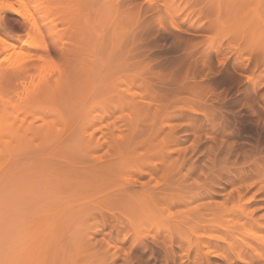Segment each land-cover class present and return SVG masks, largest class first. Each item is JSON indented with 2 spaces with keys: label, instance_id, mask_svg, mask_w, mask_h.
<instances>
[{
  "label": "rangeland",
  "instance_id": "1",
  "mask_svg": "<svg viewBox=\"0 0 264 264\" xmlns=\"http://www.w3.org/2000/svg\"><path fill=\"white\" fill-rule=\"evenodd\" d=\"M1 1L2 0H0V4H1ZM4 1H2V2H4ZM40 1H42V2H40ZM40 1H38V0L37 1L30 0L28 2V5L31 2L30 3L31 7L30 6H27V8L30 7L28 9H29V12L30 13L32 12L31 14L33 15V18L32 19H34L33 20L34 22L33 21L32 22L30 21L31 18L28 19L29 17H26V16H29L30 13H29V15H26V13L25 14L22 13L20 15H17V14L11 13L9 11L8 12L7 11L5 12L4 10H1L0 9V15H2V18H3V21H4V22H1V24H0V38H4L5 41L15 44V47H13V50L15 49V51L18 52V55H20V59L18 57V60H17L16 59L17 57L14 56V55H17L16 52L14 53V51L12 49H8V50H6V52L8 51L6 53V52H4L5 50H2L1 45H0V59L2 58L0 60V66H1L0 67V88H1L0 91L3 92V93L0 92V94H4V93L7 94L10 91L8 93L9 97H5L7 99H3L4 102L8 101L4 108L7 110L6 107L9 105L8 106V112H10V111L13 112V110L16 109V112H18V113L21 114V115L19 114V116H18L19 118L18 119H20V117L22 118L24 116L25 119H26V122L29 125H32V124L35 125L34 126V128H35L34 130H37V128L39 127V125L41 126L40 129L43 128L42 127V126H44V123L43 122H45V121H46V123H47V121H48V123L51 122L50 125L52 126V124H54V126L52 128H49L50 129L49 133L52 134L53 133L52 131H54V132L56 131L55 134L58 133L56 138L58 139V137H60L59 138L60 141L61 140L64 141V140H67L68 139L67 142L65 141V143L63 142V144L61 142H59V141H56V139L55 140L53 139V141H49V140L46 141L45 144L47 146L46 145H44V146L42 145V146H43V150L44 149L45 150L46 149H49V150L45 151V152H47V155L49 154V156H44L46 153L43 154L42 152H40L41 154H43V155H41L38 152L39 150L37 148L35 150H38L37 151L38 153L36 152V154L34 153L33 155L38 156V158L40 156L41 159L43 158L44 160H46L45 157L50 158V154H54L53 153V149H55V146H57L58 144L60 146L62 144L61 145V147H62L65 144V146L63 148L66 147L67 150H70L69 151L70 153H72L71 150L77 151V152L74 151L76 153L75 154L76 157H77V153L79 152L78 153L79 156L83 157V155H84L83 159L86 158L85 156H87V159H88V157L91 159V157L89 155H86L85 152H84V150L82 149V147L87 146L86 145L87 143L85 142V140L87 138H89V137L92 138L93 137L94 139H96V137H98V139H102L101 141L105 140V142H106V140H109L110 141V139H112V138H115L116 139L120 135V137L123 136V138H117L116 141H117V143L121 144L120 147H118V149L119 148H122L124 152L126 151V146L127 145L131 146V143L132 142H134L133 145L135 143L136 144L137 143L139 144V145H137V147L135 146L136 144L134 145V147H133V145L131 146V149L133 148L132 151L136 147V149L134 150V153L132 151H130L131 149H130V147H128L126 153H128V151H130V153L132 152L131 156H130L129 153L128 154H126V153L125 154H121L120 153L119 155L113 154L114 152L117 153L118 151H115V148H116L115 146L116 145L114 146V148H111L112 147V146H110L111 141H112L111 140L110 142L107 141L109 143L108 145H106V143H105V145L103 144V145L99 146L101 148H99V147H98V149H95L94 148L95 149L94 150L95 152L98 150L97 154H95L94 152H93L94 155L92 154L93 157L95 156L94 159L96 160V158H97L98 161L97 160L96 161L98 163H100L99 160L102 161V159H103L102 163H104L105 161L107 163V161H109L110 159L111 160L112 159H115L114 157H115V155H117L116 156V159L118 157L120 159L118 158V160H117L118 163H116V166H118V168L116 167V169L119 170V168H120L119 167L120 166L119 164L122 163L121 166H123V164H124L123 161H125V159H126V157H124V159H123L122 156L128 155V157L130 158V160H129V158L127 157L128 160L129 161H132L131 158H133V155L134 154H135L134 157H136V155H138V156L140 155V157H138V160L139 161H142L143 164H145V166H144V165H142L140 163L141 164L140 166L142 167V169L145 168L144 169V172H146V174L143 173L141 175L140 173L138 174V172H136L137 167H139V163H137L138 160L136 159L137 161H133V162H136V164H138L137 167H134V163H133L132 166H130L132 164L131 162H130V165L126 164L131 169V170L128 169L131 174H132V172L135 171L134 172L135 174L133 173L135 176L134 175L132 176L129 173V171H127V170H124V171H127V172H124L122 170V169H125L126 166L125 167H122V169H120V171L119 172L117 171V172L119 174L123 173V174H121L122 177H120V178H122V179L124 177H125L124 179L127 178V180H126L127 182H128V178L129 179H132V177H134L137 180H133V181L130 180L128 183H125L124 182L125 180L122 181L119 178L120 179L119 182H121V184H122V182H124V183L122 184V186H118V185L116 187L113 186L114 189L115 188H118V187L119 188L120 187H123L124 184H125L124 186L127 185L125 188L129 187V185H130V187H134L135 184H136L135 186L138 188L142 184V182L139 183L138 181H142V180L144 182H146V183H144V186H146V185L148 186L149 183H150V186L152 187V183H155V180L158 179V177L160 176L159 179L160 180L164 179L162 181H164L163 183H165V184H163L161 182V184H162L161 185L160 182L158 181L159 183L156 182L157 183V185H156L157 187H159L158 185H160V187H163L164 185L166 186V184H170V183H171V185H169V186L178 187V185H179L180 182L177 185L176 182L174 184V181H173V180L177 179L175 181H178V180L181 181V183L179 185V187L181 189L184 188V187L187 189V188H189V186L190 187L191 186H194V187H192L194 189L195 186H197V190L198 189L200 190L199 187H201V186L203 187V186H206L207 185V187H203V188H208V186H210V187L212 186V188H214V189L216 188L217 191L220 190L219 191V194L212 195L210 197L212 200L209 198V196L203 197V198H200L199 197L200 198L199 199L200 201H198V198H197L196 199L197 202H196V200H194L193 201L194 202V205H193V202H192L191 203V206L192 205L195 206L196 203H197V206L198 205H201L200 208L197 207L198 209H205V206H207V205H209V206H207L209 208H210V206L216 207L219 204L222 205V207L223 206H225V207L230 206V203L231 202L233 203V199L232 198L236 194V190L237 189H235V188H239L240 186H245L246 184L248 185V182H249V185H250V181L251 180H254V177L255 176H253V175L255 173L253 174L254 171H252V170H255L256 172L258 170H260L259 172L263 173V171H264V157H262V156H264V123H263L264 122V38L262 37L261 39H259V37H260V35H259L258 38H257L259 41L256 40L257 34L260 33V31L257 30V24H256V26L251 27V28H253V30H254L253 32L254 33H256V31H257V34L253 35L254 33H252V31H251L252 29L249 30L250 32L248 31V29L250 28L249 25L252 24V22H254V23L255 22H260V23H258V25L261 24L264 27V22H263V20H264V18H263V16H264V1L263 0H261V1H263V2H261L262 4L260 3L259 0H176V1H173L174 2V5L171 4L172 3V0H151V1L150 0H148V1L147 0H136V1L135 0H132V1H135L136 3H138L139 5L138 4L136 5L135 2H134V4L132 3V5H131L130 3L132 1H130V0H129L130 1L129 5H128V2L129 1H127V0H124V1L127 2V4L125 2H123V0H120V1L119 0L118 1L115 0V3H117L118 5L113 3V5H114L113 8L116 11L114 13V16H112V14H113L112 12H114L113 9H111V11H108V10H110V7H109L110 5H107L108 4L107 3L108 0L107 1L105 0L104 2H103V0L102 1L100 0V2L98 1L99 3L96 2V3H98V4H96V6H98V9L96 7L95 8L97 9V11L99 10V12H101V10L104 11L105 8H106V10L108 11V12H105L106 10L104 11L105 13H107V14H105L106 16L103 14L104 12L101 13V14H103L102 15L103 16L102 18H104V20H106V22L104 21V24H102L101 26H97L95 24V26L93 28H96L98 30L93 31L94 34H93V32H91L93 30L92 28H90V30H88V28H87V30H86L87 33L88 32H90V34L92 33V36L90 34H88L89 35L88 36L89 39H87L88 37L86 36V39L85 40L84 39L81 40L79 38L80 35L79 36L77 35L79 33L78 32L79 29H81V28H78V26H77L78 23L75 22V23H77V25H75V23H73V21L70 22L71 20L67 18V15H69L67 13H69V11L71 9H73L72 8L73 5H71V4H74L75 2H77V0L76 1L75 0H56L54 2L52 0H40ZM49 1H51V2H49ZM153 1H155V2H153ZM38 2L40 4H38ZM113 2H114V0H113ZM120 2H122V4H124V7L122 6V4ZM148 2H149V4H151L153 2L154 5L152 4V6H153L152 9L148 8V7H151V5L148 4ZM42 3H44V4H42ZM82 3H85V2L84 1L81 2L80 5H83ZM101 3L103 5H101ZM104 3H105V5H104ZM49 4H51V5H49ZM99 4L101 5V7L99 6ZM33 5L34 6L37 5V6L33 7L34 8L33 9L32 8ZM111 5H112V2H111ZM119 5H120V7H118ZM103 6H107V7H103ZM138 6H140V8L137 10ZM37 7L40 8V9H36ZM99 7L100 8L103 7V8L100 9ZM155 7H157V8H155ZM17 8H18V6H17ZM141 8H143V9H141ZM131 9H133V10H131ZM146 9H147L148 12L149 11L150 12L147 13ZM136 10L140 14H138L136 12ZM141 10H142L143 13L141 12ZM144 10L146 12H144ZM158 14H159V16L161 14L160 17L163 18L162 20H161V18L159 19ZM227 14H229V15H227ZM231 14L232 15L234 14V16H231ZM32 15H31V17H32ZM225 15H227V16H225ZM260 15L262 16V19H259V18H261V17H259ZM226 17L230 21L227 20ZM47 18L48 19H51L50 22H52V20H53V22L57 26L56 29H53L52 30L53 33L50 32L51 36L46 31V27H44L45 28V31H44V28L42 27V25H46V23L48 25V22H47L48 19ZM106 18H109V19H106ZM233 18H235V20H236L235 23L237 22V19L238 20L241 19L242 23L239 24V25H237V24L231 25V23H229V22H231V19H233ZM68 20H70V21H68ZM246 20H247V22H245ZM44 21H46V22L43 23ZM226 21H228V22H226ZM233 21L234 20H232V22ZM243 21L245 23H247V24L251 21V23L248 24L249 27L247 26L248 29L246 27H245V29H244V27H241L242 24L243 25L245 24ZM97 23H99V21ZM113 23H115L118 26V29L117 30L119 32V35L117 34L118 32L114 30L117 27ZM239 23H240V21H239ZM33 24H35V25H33ZM50 24H52V23H50ZM53 24H52V26H53ZM172 24H174V25H172ZM236 25L239 27L240 30L238 29V27ZM261 25L259 27H261ZM111 26H113L114 29L113 28H110ZM173 26H175V27H173ZM231 26L232 27L234 26V28L236 26V28L233 29ZM39 27L42 28L41 31L43 33H41V32L38 31V28ZM50 27H51V25H50ZM53 27L55 28V26H53ZM255 27H256V29H254ZM259 27H258V29H259ZM76 28H78L77 29V32L78 33L75 32ZM113 30L116 33H114ZM246 30L249 33L248 32L246 33ZM81 31H84V33H86V31L84 30V28ZM98 31H100V33L102 34L100 37H98V38H100V40L102 39V37H104V35L108 39H106L104 37L103 38L104 40L102 39L103 42L100 41V40H99V42L98 41H95V40H98V39L93 40L94 37H96V34L98 33ZM56 33H59L57 35H61V36H57ZM87 33H86V35H87ZM100 33H98L97 35H100ZM245 33H246V36H245ZM27 34H28V36H27ZM53 34L57 36V37L55 36L56 39L57 38L59 39V38H62L63 37L62 40L61 39H59V40L57 39V40L58 41H62L61 43L64 42V45L63 44L62 45H63V48L66 50V52L69 51L70 49H72L73 51L70 50L69 51L70 53L67 52L69 54H67L65 52L66 54L64 53L63 55H61V53H62L61 51H63L64 49L62 48V50L60 51L61 53H59L58 50L61 49V48L59 47V49H57L58 47L56 48L55 45L53 44V43L56 44V41H57V40H55V42H52L53 41V37H54ZM75 34H76V36H75ZM79 34H81V33H79ZM93 35H94V37H93ZM250 35L251 36H255V38L253 37V39H252V37ZM120 36H122L123 38L120 37ZM27 37L28 38L29 37H32V39L35 40V41L37 40L36 38H38L39 40H41L42 41L41 48H35L33 46L30 47L31 45L29 46L28 45L29 43L27 44V42L23 43V41H25L26 39H28ZM50 37H51V39H50ZM91 37H93V38H91ZM112 37H113V39H112ZM72 38L74 40L77 39L78 41L75 43L76 40L74 41V40H72ZM84 38H85V36H84ZM9 39H11V40H9ZM114 39H116V40L114 41ZM86 40H88V41H86ZM106 40H107V42H105ZM108 40L110 41V43L108 42ZM250 40H253V41L250 42ZM255 40H256V44H255ZM87 42H88V44H86ZM100 42L102 43V45L100 44ZM116 42H118V43H116ZM253 44H255L256 46L254 47ZM92 45H93V47L94 46L95 47L92 48ZM110 45L111 46L114 45V46L111 47ZM120 45H121V47H120ZM81 46H84V48L81 47ZM90 46H91V48H90ZM116 47H119L120 49L118 48V50H116L117 49ZM259 47H261V48H259ZM73 48H75V50ZM77 48L83 50L84 54H87L88 55V56L85 55V57L87 56L88 58H91L90 59L91 61L93 60L91 64H88V62H89L88 61V62H86L88 65L87 66L85 65V66L82 67L83 64L80 65L78 63V59H76V57L74 56L75 55V52L74 51H76ZM110 48L111 49L114 48V49L110 51L109 50ZM254 49H255V51H254ZM11 52L14 53V55L11 54ZM22 52H24V53H22ZM78 52L80 53V51H78ZM25 53L27 54V56L30 55L31 59L29 61L26 60L27 58L29 59V56L26 57V54ZM81 53H82V51H81ZM8 54H9V56L11 54V56L9 57ZM22 54L23 55L25 54V56H23ZM4 55L6 56V58L9 57V59H11L12 62L8 58L5 59V56ZM81 56H84V55H80L79 57H81ZM37 57H42L44 59V62L43 61L41 62L40 61L41 59L35 60V58L38 59ZM4 59H5V62H4ZM24 59L26 61H23V62H25V64H24V66H21L22 68L27 67V68H31L30 70H32L35 67L36 69H34L35 70V71H33L34 73L32 71H30L29 74H28V77L26 79H24V82H23V80L20 77L17 78V75L14 76V77H12L13 75H15L16 73L19 72L18 67L17 68L15 67L16 70H12V69H10V66L12 67V66H15L16 64H17V66H19V64H18V63H20L19 61L20 60H24ZM188 59H189V61L191 60V62H189ZM2 62H3V64H2ZM74 62H77V64L74 63ZM82 62H84V61H82ZM187 62H188V64H187ZM35 63L37 65H35ZM13 64H15V65H13ZM42 65H44V67ZM8 66H9V68H8ZM36 66H38V67H36ZM24 69H26V68H24ZM50 74H53V76L50 75ZM59 75H60V79L59 80H61V84L59 82V86H60L59 90H58V87L59 86L56 88L57 91H59V93H57L55 95V91L56 90L51 91L54 96L49 97V98L47 97L46 100L40 101L42 99L41 97L39 98V96H42L40 94L42 92V91H40V88H42V87H39L38 85L41 82V80H43L42 77H44V78L50 77L53 80L56 77L59 78L58 77ZM112 76L116 77V80H114L112 78ZM117 77H119L118 78L119 80L120 79H123V78H120V77H125L126 79L132 78L130 80H133V81L131 83V81L129 82V79H128V82L126 80V83L125 82L122 83L121 81H124V80L118 81L117 80ZM134 77H135V79H134ZM137 78H139V79H137ZM111 79L114 80L115 82L114 81L112 82ZM136 79L138 81H136ZM55 80H57V79H55ZM87 80H90V82L87 81ZM110 81L113 83V84L111 83L112 86L115 85V87H116V84L115 83H118L119 85H120V83H122L123 86L120 85L117 89L116 88H112V86H111V87H109L110 89L108 88V91L111 90V91H109L111 93L110 94L109 93H106L107 92L106 91L105 93L107 95L106 94L103 95L102 93H103L104 90H106L107 84ZM15 83L17 84V87L19 86L18 88L15 87L16 86ZM104 83L105 84L107 83L105 89H104L105 86L102 85ZM40 84H42V82ZM13 86L15 87V89H14ZM101 86L103 87L102 89L100 88ZM108 86H109V84H108ZM7 88H9V89H7ZM36 88H38V89L36 90ZM146 88H147L146 91H148V93H146V91H145ZM150 88L152 90H150ZM89 89H90V91H89ZM33 90H34V92L36 91V92L39 93V94H37L35 92L37 94L38 98L40 99L39 100V103H40V105L43 106L42 108H44V109L47 108V110H49L48 108H51V111H53L52 108L53 109L55 108V111L57 110V112H59L61 114H58L57 112H56L57 113L56 114V113H53L51 111L50 112L47 111L48 112V115H47V112L44 109H42L41 107H39V103H37V99L38 98L36 97L37 99H34L35 97L33 95H36V94H32V91ZM112 90H114V92H113L114 94H117L120 91L118 95H120V93H121L122 90H123L124 93L127 91L128 94L127 93L126 94L121 93L124 96L123 97L121 95V97L125 98V96H126V98H127V95L128 96L130 95L131 97L134 96V99L138 100L136 102H139L138 104L141 107L140 109H142V107H144V106L147 107V105H149L148 107H150L149 108L150 110H148L149 112H146L149 115L148 114H145L146 116L145 115L142 116V114H144V112H145L143 109H146L144 107L142 110H140L142 112L144 111L143 113L140 112V111H138V112L135 111V112H137L139 114L142 113V114H140L138 116L139 118H135L136 116L133 115L132 112H134L133 108H135L137 105L135 107H131L130 106L131 108H129V106L128 107L127 106H123V107H126V108H124L126 111L124 109H122L124 112H121L120 111V108H118V106L116 107L114 105L116 108L114 109L113 106H112L113 109L109 108V109L113 110V113H112V111L111 112L109 111L110 112V115H109L107 113V111H108L107 109L108 108L105 109L106 108L105 107L106 105L104 104L105 106H102L101 107L102 109H103V107H105L104 109L106 111L103 109V111H105V113H103L104 115L100 114L101 112L98 113L99 110H100L99 109L100 108V105L99 106L98 105H94V103H98L97 101L102 102L106 97H108V95H111V96L109 97V100H107L108 98L105 99V100H107L106 101V104L107 103L108 104L113 103V101H116L117 102V100H119V99L116 98V95H114L112 93ZM115 90H117V91H115ZM153 90H155L154 91L155 92V95L154 96L156 98H154V96H153L154 92H151ZM97 91H99V94H97L98 93ZM93 92H94V94H93ZM144 92L146 94H144ZM29 93L31 94V96H33L32 98H31V96H29ZM134 93L135 94L137 93V94L135 95ZM149 93L150 94L153 93V94L150 96V95H148ZM157 93L160 94L159 95L160 101H162V99H164L165 96H166V98L164 100H167V102H164L162 105H161L160 101L158 100L159 101L158 104H160L159 107H158V105H156V106L154 105L155 103L157 104V99H158V94ZM24 94H26V95H24ZM49 94H51V93H49ZM87 94H88V98L90 97L89 100L90 99L92 100L91 104L90 103L89 104L91 106H92V104L95 107L97 106V108L94 107L95 110L92 111V112H95L94 115H96V116L98 115L95 118L97 120L98 119L99 120H103L104 123H103V121H99V120L97 121L96 119H95V121H91L94 118V115L92 116L93 113L91 111H88L87 110V113L90 112L91 113V116H89L90 114L86 116V112H85L86 109H88V108L91 107L86 102V101H88V98L87 97L86 98L84 97L85 95L87 96ZM118 95H117V97L119 98L120 96H118ZM4 96H7V95H4ZM10 96H11V98H10ZM25 96H26V99H25ZM94 96H95V98H93ZM130 96H129V98H130ZM148 96L149 97H153V98H151L152 101H153V99L156 100V101L155 100L153 101L154 104L152 103V101L150 100V98ZM160 96L162 98H160ZM27 97H29L32 100H30ZM113 97L115 99H113ZM121 97H120V99H121ZM0 98H1L0 100L2 102V98H3L2 95H1ZM9 98L12 100V103H13L12 105L13 106L10 105V102L11 101L9 100ZM83 98H85V101L82 100ZM143 98H146V99H143ZM23 100H24V103H22ZM26 100L28 102H26ZM105 100H104V102H105ZM110 100L111 101L113 100V101L111 102ZM143 100H145V101H143ZM32 101H34V103ZM104 102H102V103H104ZM144 102L145 103L148 102V103H146L147 105H144ZM35 103H37V104H35ZM83 103L84 104L87 103L86 106H85L86 109H84ZM140 103H142V104H140ZM166 103H168V105ZM22 104H24V107H26L25 105L30 106L28 104H32V107H34V106L36 107V105H38L37 106L38 111H39V108H40V109H42L43 112L40 111L41 114H37L36 113V110H35L36 116H34L35 115L34 113H31V115L28 114L27 117H26L25 115H23V112L20 109L21 107H18L19 105H22ZM101 105H103V104H101ZM3 106H4V104H3ZM82 106H83V108H82ZM164 106L165 107L168 106L169 109L171 107V110H169V111L166 110L167 107L164 108ZM174 106L177 109H175ZM9 108L11 110H9ZM163 108L165 109L164 111H162ZM0 109H1V103H0ZM91 109H93V108H91ZM152 109L154 110V112L157 109L160 112L157 110V114H156V112H155V114H153L154 112L152 111ZM172 109H174V110H172ZM40 112H38V113H40ZM114 112L115 113L118 112V114L115 115ZM150 112H153V113H150ZM163 112L164 113L166 112V114H164ZM44 113H46V115ZM50 113H51V115H49ZM111 113L113 115H115V117L114 116H111L112 115ZM159 113H160V115H159ZM162 113L165 115L164 118L162 117L163 116ZM12 114H15V113H12ZM105 114H107L106 117H105ZM168 114L169 115L171 114L172 116L171 115L169 116ZM100 115L103 116V117H101L102 119L99 118ZM136 115H138V114H136ZM156 115H157V118L155 117ZM82 116H84V117L86 116V117L84 118ZM88 116L90 117V120H88V118H89ZM144 116L146 117V119H145ZM152 116H153V118H152ZM158 116L161 118L160 120L162 122L158 119ZM24 117L22 119H24ZM35 117H37V118H39L41 120H38ZM104 117H105V119H103ZM148 117L149 118L151 117L150 119H153V121L156 120V119L159 120V122H158V120H156V122L158 123L157 128L159 127L158 129H155L157 123L154 121V124L153 125H154V129L155 130H152L153 127L150 126V124H152L153 121L151 120V122H150L149 121L150 119ZM172 117H173V119H172ZM11 118H13V117H11ZM11 118H9V119H11ZM86 118H87L88 121L87 120L84 121ZM164 119H167V120L165 121ZM168 119H169V121H168ZM79 120H80V123H79ZM106 120H107V122H106ZM180 120H182V121H180ZM89 121H91V123H93V125ZM87 122H88V124L90 123L91 126L90 125H87ZM108 122H110V124ZM149 122H150V124H149ZM171 122H172V124H173V122H175V123L177 122L178 124L179 123H181V124L178 125L176 123V124L172 125ZM42 123H43V125H41ZM84 123H86V126H87V130H86L87 132L86 133L84 131L86 128H84V130L82 129ZM100 123H102V124L99 127V124ZM138 123H140V127L142 129L144 128L143 129L144 131L145 130H148L147 132H149L150 134H154L153 132H155V134H156L157 131H160V127H162L161 128V132H158L156 135H154L155 138L152 135L153 138H154V139L151 138L152 140L149 139L150 138L149 133L146 135V137L149 136V138H146L144 134H142V136L143 135L144 136L141 137L140 136V133H143L142 132V129H139L140 127L138 128L139 130H141V132L139 133V131L137 129L136 130H133L134 128H132L133 125H135V124L138 127L139 126V125H137ZM165 123H167L168 125H165ZM144 124H145V126H147V129L143 126ZM147 124H149V125H147ZM185 124H187L186 127L184 126ZM37 125H38V127H37ZM47 125H49V124H47ZM50 125H49V127H51ZM107 125H108V127H106ZM169 125L174 126V127H172L173 130L171 129V127ZM167 126L170 127L169 128L170 130L167 129L168 128ZM177 126H179L180 128L177 127ZM93 127H95L98 130H96ZM163 127H164V130H163ZM90 129H94V130H91V133L89 134L90 136L88 135L89 137L86 136L87 138H83V136L85 134L87 135L89 133L88 131ZM149 129L152 130V131H150ZM82 130L84 131L83 132V134H84L83 136L81 134ZM102 130L105 132V134L103 133ZM130 130L131 131L133 130V132H135L134 135H136L135 138L137 137V139L134 138L133 141H131V142L128 143L127 142V140H128L127 138L130 137V139L128 140V141H130L131 138L134 137L133 134H130V132H131ZM165 130L168 131L167 134L165 133L166 132ZM174 130H176V131H174ZM92 132H93V134H92ZM110 132H112L113 135H111L112 133H110ZM178 132H180V133H178ZM98 133H101L100 136H99ZM137 133H139V135ZM162 133L165 135V137H167L168 134H169V136H173V137H170V139H169V136H168L167 137L168 140L164 139L165 137H163V140H161V143L162 142L165 143V141H166V143L169 145V146H166L167 144L164 145V143H163L164 147H166L165 148L166 149V152H168L169 149L176 150V152L175 151L174 152L172 151L173 153H170V154L164 152L165 149H164L163 145L160 142L158 143V140H160L159 136L160 135L164 136ZM170 133H171V135H170ZM182 133H183V135H182ZM127 134H130V135H127ZM54 135H53V137H55ZM93 135H95V136H93ZM137 135L140 136V138H142L140 140V142H138L140 138ZM29 136H31V132H30V135ZM124 136H128V137L127 138H124ZM162 136H160V137H162ZM71 137H72V139L73 138L76 139V141H74L76 145H77V142H79L78 145L81 143L80 140L84 141L86 144L83 143L85 145L84 146H81L80 145L81 147H79L77 145V147H79V149H78L76 146H74V143L72 144V142H71V144L74 147L73 148H71V147L69 148V146H71V144H69L70 142H68V141L69 140L72 141ZM109 137H111V138H109ZM144 137H145V141H144ZM51 138H52V136H51ZM51 138H49V139L51 140ZM78 138H79V141H78ZM91 138H89V139H91ZM120 139L121 140H124V141H125V139H127L126 140V143L123 142V141H122L123 143L122 142L120 143V141L118 142V140H120ZM179 139H181V140H179ZM183 139H186V140H183ZM135 140L137 142H135ZM116 141L114 140V144L116 143ZM181 141H182V143H181ZM47 142H49V143H47ZM52 143H54L53 144L54 146L52 145ZM50 144H51V146H50ZM67 144L69 145L68 147L66 146ZM119 144H118V146H119ZM157 144L160 145L159 147H161V145H162V147L164 149L163 150L162 147H161L162 150L159 149V151H161V153L164 152L165 155L168 154V157L170 155H172L171 157L173 159L172 158L171 159L174 160V161L176 159V161L180 164V166H178L177 163H175L174 161H170L171 159L170 158L168 159L167 156H166L167 158L165 159V157L163 156L164 153L162 155L157 154V152L160 153L158 150L155 153H154V151H152L153 152V153L151 152L152 155H150L151 153L148 154V155L146 154V153H148V151L150 149L153 148V146H157ZM171 144H173V145H171ZM48 146H49V148H48ZM105 146L106 147L108 146L107 147V150L108 151L106 150ZM179 146L183 148V151L185 152L184 154H183V152H182V150H181V148ZM61 147H59V148H61ZM41 148H39V149H41ZM59 148L55 149L54 151L59 150ZM124 148H125V150H124ZM104 149H105V153L102 152V150H104ZM177 149L178 150L180 149L182 153H178L177 152L178 151ZM67 150H64V151H67ZM109 150H110V152H109ZM92 151H93V149H92ZM123 151H122V153H123ZM61 152L63 153L62 150H61ZM74 152L72 154H74ZM81 152L82 153L84 152L83 155H80V154H82ZM57 153H58V155L60 154V152H57ZM57 153L55 152L56 155H57ZM90 153H88V154H90ZM98 153H99V155H98ZM176 153H178V155L175 157V154ZM37 154H39V155H37ZM67 154L68 153H66V155ZM108 154H110V155H108ZM112 154H113V156H111ZM141 154H142V156H141ZM144 154H146L145 155L146 158H145V156L143 157ZM155 154H157V155H155ZM58 155L55 156L56 158L51 155L50 161L52 160V158H54L53 159L54 163H55V159H59V160L63 161V158H57V157H59ZM153 155L156 156V157H154ZM186 155H187V157H186ZM61 156L62 155H60V157ZM97 156H99L100 159ZM102 156H104V157H102ZM105 156H107V157H105ZM149 156H151V157H149ZM67 157H65V158H67ZM69 157H71V156H69ZM93 157H92V159H93ZM174 157H175V159H174ZM35 158H37V157H35ZM35 158H34V160L33 159L32 160L35 161ZM40 158H39V161H41ZM65 158H64V161L66 162V160H67V166H68V164H71L72 165L73 162L70 161L72 163H69V161H68L69 158L66 159V160H65ZM142 158L143 159L145 158L144 160L147 159L148 163H147V161H145L146 162L145 163L142 160ZM180 158L181 159L183 158V160L185 158V160H184L185 162L182 160L183 165H181V163H180ZM28 159H27V161H29ZM78 159H79V157L77 158V160ZM106 159H108V160H106ZM157 159L158 160L160 159V160L158 161ZM69 160H72V159L70 158ZM79 160H81V158ZM120 160H121V162H120ZM161 160L162 161H165L164 164H166V165L167 164L169 165L171 163L170 164L171 165L170 167H172L174 165V163L176 164V165H174L172 167L173 169H171L174 172V174H172L173 172L171 173V171H168V172L167 171H163V170H168L167 168H169V170H170V167L167 166V168L165 167V169H164V164H163V162ZM167 160L170 161V162H167ZM37 161H35V164L33 162V164H34V166H36V168L40 167L42 164H43L42 168L43 167H47L46 166L47 165L46 164L47 163L46 161H44V163L42 162L41 165H39V162H37ZM94 161H93V164L95 163ZM129 161H127V162L125 161V162L126 163H129ZM36 162H37V165L38 166L36 165ZM56 162H57V160H56ZM59 162L60 161H58L56 163V166H57V164H59ZM76 162L77 161L75 160V164H76ZM84 162L88 164V161H84ZM85 163H84V165H87ZM152 163L154 165H151ZM44 164H46V165H44ZM48 164L50 165V163H48ZM82 164H83V162L80 164V166H82ZM78 165H79V161H78V164H76V166L78 167ZM88 165H91V163H89ZM159 165H161V166H159ZM59 166H61V165H59ZM59 166H57V168ZM63 166H64V163H63ZM65 166H66V164H65ZM73 166H74V164H73ZM175 166H176L177 169L174 168ZM133 167L136 168L134 171H132V168ZM149 167H151V168L149 169ZM152 167H153V170L155 172L152 170ZM73 168L74 167H72L71 169H73ZM113 168H114L113 170L116 172L115 167H113ZM43 169H45V168H43ZM49 169H50V171H52V173L55 172V171H58L57 169L55 170V168H54V170H51V168H49ZM62 169H64V168H61V170ZM175 169L176 170H179V171H175ZM65 170H67V169H65ZM70 170H68V172ZM161 170L163 171L162 173H161ZM111 171H112V169H111ZM114 171H112V173ZM150 171H152V172H150ZM46 172H48L50 174L49 171H46ZM74 172H76V171H74ZM147 172H148V174H147ZM164 172H167V173H164ZM179 172H180V174H179ZM156 173L157 174L160 173V174L159 175H155ZM168 173H171V174H169V176L170 175H173L175 177H173V176H170L169 177L167 175ZM68 174H70V173H68ZM152 175H155V176H152ZM148 176H149V178L152 181L150 179H148ZM248 176H249V178H248ZM155 177H157V178H155ZM251 177H253V178H251ZM111 178H112V176H111ZM115 178L116 177H114V180H115ZM168 178L169 179L172 178L173 180L172 179L169 180ZM243 179H245V182H244ZM106 180H104V181H106ZM146 180L149 183H147ZM166 181H167V183H166ZM171 181H173V182H171ZM107 183H109V182H107ZM114 183L116 184V181ZM114 183H112V184H114ZM106 184L104 182V185L105 186H102L103 188H102L101 192L105 190V187H106V189H108L107 186L112 187L111 184L110 185L108 184L107 186H106ZM172 184H174V185H172ZM49 186H48V189L50 187H53L54 188V186H50V187ZM156 186H154V187H156ZM67 187H70V186H67ZM73 187L68 188L67 191L70 192L69 189H71V188L73 189ZM88 187L89 186H86V188H88ZM95 187H96L95 188V190H96L97 189V186H95ZM99 187L101 188L100 185L98 186V188ZM59 188L60 187H58V189ZM61 188H63V187H61ZM65 188H64V194L66 193L65 192V190H66ZM93 188H94V186H93ZM119 188L118 189H115V191H120ZM203 188H202V190H203ZM232 188H233L234 191L232 190ZM58 189L56 188V191ZM72 189H71L70 195H71V193H73V191H75V190L72 191ZM75 189H76V186H75ZM112 189L113 188H110V189L107 190L108 195H109V192L114 191ZM193 189H191V190L194 191L196 188L194 190ZM50 190L52 191V193L55 192V189L52 190V188H51ZM62 190L63 189H61V193H62ZM76 190H78V189H76ZM82 190H81V192H82ZM89 190H90V192H89ZM89 190L87 189V190H85V192L87 191V192L91 193V190H94V189H91L90 188ZM97 191L100 192L99 189ZM122 191H123V189L119 192V194ZM59 192L57 191L56 193H59ZM77 192L79 194L81 193L80 190L77 191ZM77 192H74L73 194H75ZM98 192L95 193L94 196L96 194H98L97 196H99V197H100V195H102L101 198H97L95 196L96 199H94L95 197L93 196V200H95V202H96V200L98 202H101V203H99L101 205V206H99L100 209H105L106 207L108 208L110 206V208H109L110 209V212H108L109 209L106 208L108 210L107 213L109 215L106 213V209H105V211L102 210V211L105 212L104 215H106V216L102 215L103 214L102 211L100 212L102 214L99 215V212H97L98 210L93 211L94 212L93 213V216L94 217L91 215L92 212L91 213L89 212L88 219H90V217L93 218L90 221V220H86L87 217L84 214L86 212H84V213L82 212L81 214H84L83 217L85 216L84 217L85 220H84L83 217H82L83 219H81V220L80 219H77L79 217H77L76 219L78 221L80 220V222L82 220H84V222L83 221L81 223L80 222H77V223H80L79 224L80 226L79 225L77 226L76 225L77 223L75 221H73L71 224L74 223L73 226L75 225L76 228L78 229V230L77 229L76 230L79 231V232H81V231L84 232V230L86 229V227H88V228L91 227L92 228L94 226H95L94 227V230L95 231H97V230L99 231L100 230L97 234L94 235L95 238H94L93 241L96 242V245H99L100 244L99 246H102L106 242H109L112 245V243H114V241H116L118 239V240H121V241L117 242V244H119V246H121L125 250V252L129 251L131 241L133 240L132 236L135 237L134 234H133V231H135V229H138L137 226L141 228L140 221L136 219V221L138 222V224H137V222L134 221L135 222L134 223L132 220H130L132 218L134 219L133 216L131 217L132 214L130 215V213H131V210L130 209L133 210V208H130V204L128 205V207L127 206H125V207L122 206V207L119 208V205L120 204L121 205H124V203L122 204V201L121 200L122 199H125L123 197H125L126 195L123 194V196H121L122 198L120 197L121 200L119 199V202L121 201V203L117 206V204L115 205L114 202H117L118 203V201H117L118 199L116 197H113L114 196L113 194H112L113 195L112 197H110V198L108 197L109 198V201L111 202V204H110L108 202L107 197H106V199L104 198L107 195V193L106 192H102V193L99 194ZM61 193H60V195H61ZM83 193L84 192H82V194ZM89 193H88V195L86 194V196H89ZM103 193L104 194L106 193V195H104ZM112 193H114V192H112ZM53 194L55 195V193H53ZM64 194L62 193L63 196H65V195H67L69 193H67L65 195ZM57 195H58V197H57V200H58L59 194H57ZM62 195H61V197H63ZM76 195L77 194H75V198L69 197L68 195H67V197L73 198L72 199L73 200L72 202H75L77 200L78 202H75L77 204L80 201V203L77 206H80V204H82L83 201L85 202V200H87V203H88V201L92 200V197L90 196V198L83 197V199H85V200L81 201L82 198H80V197H82L84 194L82 196L77 195V197H76ZM227 195L230 196V197H227ZM232 195H233V197H232ZM56 196H55V198H56ZM78 196H80V197H78ZM67 197H65V198H67ZM111 198H113L114 200L116 199V201H113V204L114 205L112 204V201L111 200H113V199H111ZM205 198L206 199L208 198V199L206 200ZM229 198H231L232 200L229 199ZM62 199H64V197ZM88 199H90V200H88ZM48 200H49V198H48ZM60 200H59V202L58 201H54L53 203H57V202L58 203H62V202H60ZM214 200H218V201H220L221 203H224V204H221V203L218 204V201L215 202ZM65 201L67 202L66 199L63 202H65ZM209 201L211 203H209ZM98 202L97 203H94V206H96V209L98 208V205H99ZM68 203L69 204L66 206V208H65V206L62 207L63 205L60 206V207H58L59 209L60 208H65V210H67V211L64 212L63 209H62V213L64 212V214L66 212H69L70 209H74L72 207L74 203H71V202H68ZM87 203H85V204H87ZM90 203H88V206H89ZM127 203H129V202H127ZM254 203H256V204H254ZM258 203L260 204L261 202H259L258 199H257V200H255V202L254 201L252 202V204L254 206L251 205L250 207L253 208ZM65 204H67V203H65ZM83 204H82V207L83 206L84 207L85 206L87 207V205H83ZM59 205H61V204H59ZM74 205H75L74 206L75 209H78V208H76V204H74ZM91 205L92 204H90V207H87V208H91V209L94 208ZM189 205L188 206L184 205V206H186L185 207L186 210L188 209V207H191ZM55 206H57V205H54V207ZM70 206H71V208L69 209ZM102 206L104 208H101ZM115 206H117L119 209H117ZM180 206L179 205H176V206H174L175 208L173 206L167 207V209L165 208L164 211H163V213L161 212L160 215H158L154 211L155 209H153L152 211H154L155 217H157L158 219L157 218L155 219V217L153 216V214L149 218V214H148L147 217L142 218V219H144V221L146 223V225L142 224V226L144 225L146 227L143 226L141 228V229H143L142 232L140 231L141 229H138L136 231L137 232L139 231V233L140 232L141 233H145V234H143L144 236L147 235V234H149V235H147L148 237L145 236V238H147L148 240L147 239H145V240L148 243L151 241L150 242L151 245L153 243L151 236H153V235L155 236L156 233H157V235L159 233L160 236L159 235L158 236L156 235L157 237L155 236V238L159 239L160 241H162V239H166V238L167 239H170V238H168V237L165 236L168 233L170 234V231L166 228V226L168 227V223H170V222L168 221V219L167 220L166 219H162L163 220L162 221L159 217H161V218H163V217L164 218H166V217L169 218L170 217L169 215H171L172 211H173V213H174V211H178L179 212L178 208L179 209L182 208L181 209L182 212L185 211V208H183L184 206L182 205L181 208H180ZM126 207L130 210V212L128 211V209ZM85 208H83V209H85ZM112 208L113 209L115 208V210H112ZM54 209H52L53 214L57 210V209L56 210H54ZM189 209L191 210L192 207L189 208ZM48 210L51 211L50 208ZM93 210H95V208ZM181 210H180L179 213H181ZM52 211H51V214H49L50 212L48 213L50 215L49 216V219L50 220L52 219L51 226L49 227L50 230L52 229L51 227H53L52 225L54 223L53 216H52L53 215L52 214ZM57 211H56V213H57ZM87 211H89V209ZM112 211H114V212H112ZM152 211L150 213H152ZM165 211H166V213H165ZM170 211H171V213H169ZM178 212H175L177 216H178ZM186 212H188V211H185V213L184 212L183 213L184 214H187ZM189 212H192V210L189 211ZM189 212H188V214H189ZM62 213L60 211V213H59L60 215L57 214L58 215V218L56 216V218H57L56 224L58 223V221L61 222L60 221L61 219H59V217L62 215ZM158 213H160V211ZM162 214H163V216H161ZM107 215H108V217H107ZM111 215H113L112 218H114V216H116L117 218L115 217L114 218L115 220H114V219L111 218ZM176 215H175V218H177ZM187 215H184V216H187ZM102 216H104V217H102ZM229 216L230 215H228V217ZM109 217L111 218V220L113 222L109 219ZM127 217H129L128 219L130 221H132L133 224H136V225L131 224V222L127 219ZM151 217H153L154 220H156L155 221V224H154V222H152V219L153 218H151ZM228 217H227V215H225L222 218V219H224V221L227 220L226 221L227 224H224L222 226L223 228L222 227L220 228V230H222L221 232H223L225 234V236H226V237L225 236L224 237L227 238V240L229 239L228 242H230L232 236L237 237L238 238L237 240L234 239V237H233V239L235 241H238L239 243L240 242L241 243L243 242L244 245L247 244V243H244L245 242L244 241L245 239H247V241H248V239H249V241L250 240H252L253 242L256 241V237L258 236V233L260 234V232L256 233L257 235H256L255 239H254V236H252V239H251L250 235H253V234H251L250 231L245 230L246 227L243 228L244 227V223H242V222H244V221H241L240 222V220L242 218L238 219L237 217H234L236 220L232 221L233 218L232 217H229V219H228ZM146 218L149 219V220L151 219L150 221L148 220L150 224L148 223V221L146 220ZM173 218H174V216H173ZM178 218H181V216H178ZM142 219H140V220L144 223V221ZM120 220H122V222H124L123 220H125V222L122 223ZM126 220H128V221L126 222ZM71 221L72 220H70V222ZM87 221L88 222H91V224L89 225ZM103 221H104V223H102ZM107 221H109V223ZM116 221H117L118 224L116 223ZM157 221H159V222H157ZM161 221H162V225L160 223ZM167 221H168V223H167ZM128 222H130V223H128ZM221 222H222L221 224L224 223L223 220ZM84 223H86V224H84ZM139 223H140V225H139ZM147 223H148V226H147ZM166 223H167V225H166ZM231 223H235V224H232L233 226L234 225H236V226H239L240 225V226H239V228L236 229L235 226L234 227L233 226H230ZM240 223H242V224H240ZM68 224H70V223H68ZM82 224L85 225V226H83ZM95 224L96 225H100V224L102 225L103 224L105 226V229H108V230L102 229V228H104V226L102 225L103 227H100L101 226L100 225L99 227L102 229L101 230ZM128 224H130V226H132V225L134 227L136 226V228H134L132 226L134 228V230L132 231V227L130 228V226ZM86 225H88V226H86ZM124 225H127V227H129L130 229L127 228V227H125ZM149 225H151L150 226L151 228H149ZM153 225H154V227H152ZM71 226H69V228ZM73 226H72V228H73ZM75 226H74V229H75ZM111 226L113 228L116 227L115 228L116 231L114 229H109ZM79 227H82V228L80 229ZM157 227H158L159 230L157 229ZM231 227H233L234 230ZM117 228H121L122 229V230L120 229V232L122 231L121 232V235L119 234L120 237L121 236L122 237L125 236V234L127 232L126 230H128V232H127V234L125 236L126 237L125 240L128 237V241L125 242L124 237H123V240H122V237L120 238L118 236V233L117 232H119V229H117ZM123 228H125V229H123ZM144 228H145V230H144ZM224 228H226V229H224ZM66 229H67V227L66 228L64 227L65 232L61 230V233L64 232V234L62 233L61 236H64L65 235V237L64 238L61 237V239H62L61 240L60 238H58V236H55L56 240H54L55 238L54 239L52 238L55 243H54V245L51 244L52 247L54 246L53 249L55 247L56 248L57 247L59 248V249L57 248L58 250L55 249V251L57 250V253H58L59 250H62V248L64 246L63 245L62 248H61V244L65 243V251H64L63 254L66 257V259H65V257L63 258V256L61 255V252L62 251H60L59 252L60 257H59V255H57V258H59V259H56V261H53V260H55V258H53L54 251H53V249L51 247L52 251H50V252H51V255L53 254V256L50 257L49 260L52 263L49 262V264H54L53 262H55V264L56 263L57 264L58 263H61L60 260L62 261V258L64 259L63 260V264H65V262H64L65 260H66V264H69L70 261L68 262V260L69 259H72L71 257H73V259H75V260L72 261V263L75 261L77 264H82V262L79 263L78 261H83L85 255L87 257H89V258H90L89 255H92L93 256V253L92 252H90L91 254L88 253L87 250H89V249L87 248V250H85V251H87L88 255H87V253H85L84 256H83L80 253L79 254V257H80V255H82L83 257L81 256L80 258H78L77 257L78 256V252H79V247H78L79 245L78 244H79V241L81 242L79 235H82V232H81V234L78 232L76 235H74V236H76V239L79 238L78 241L77 240H74L73 241L74 238L73 239L70 238L71 239L70 241H72L71 242L72 243L71 245H74V246H71L72 249H70V245H69L70 242L68 243V241H66V239H67L66 237L68 236V235H66V233L69 230H66ZM166 229H167L168 232L166 231ZM238 229H239V231L241 233L238 231ZM243 229H244V231L242 232ZM76 230H73L72 229L71 231H69L68 232V234H69L68 237H70V234H72L74 231L77 232ZM86 230L88 231V229H86ZM94 230L91 229V231H94ZM103 230H104V232H102ZM109 230H110L111 234L109 233ZM232 230H233V232H232ZM52 231H53V229H52ZM52 231H50L51 233L48 232V234L49 233L52 234ZM136 231L134 232L135 235L137 234ZM165 231H166V233H165ZM245 231H247L245 236H247L249 233H250V235L247 236V237H245V239H244L242 236L244 235L243 233H245ZM254 231H255V229H253L252 233H254ZM75 232H74V234H75ZM100 233H103V234H100ZM188 233L189 232H187V234ZM114 234H115V237L112 236ZM130 234H132V235L130 236ZM231 234H233V235L231 236ZM241 234H242V236H241ZM221 235H223V234H221ZM228 235H229V238H228ZM254 235H255V233H254ZM74 236H72V237H74ZM154 236H153V238H154ZM163 236L166 237V238H164ZM116 237H117V239H116ZM130 237H131L132 240L130 239ZM179 237H180L179 234L178 233L177 234L175 233L176 243H177V241L178 242L180 241L179 240L180 239ZM241 237L243 238L242 240H240ZM102 238H104V239H102ZM110 238H112V239L114 238L113 239V242H112V239H110ZM47 239L49 241L51 239V235H50V239L48 238V236H47ZM61 241H62V243H61ZM100 241H101V243H100ZM84 242L85 241L83 239V244H84ZM228 242H227V244H228ZM253 242H250V243H253ZM257 243H258V241H257ZM257 243L254 242V245H256ZM58 244L60 245V247L58 246ZM80 244H81V250H82V243H80ZM187 244H189V243H187ZM187 244H185L184 247L188 246ZM222 244H226V242H222ZM68 245H69V249L70 250L69 249L67 250ZM226 246H228V245H226ZM246 246L247 245H245L243 247H240V248L244 249V247L246 248ZM186 248H184V250ZM146 249H145L146 250V253L143 256L141 255L140 252H135L133 254V257L135 256V258H136L135 264H142V263L143 264H164V258H162L163 256L160 253H156V252H153L151 250H148L149 248H146ZM174 249H176V251H177L178 254L180 253L179 255H183V256L185 255L186 252H189V254L192 257L195 254L194 253L195 252V249L193 248L194 249L193 250L192 247H190V246L185 251L182 249V247L180 248L179 246L178 247L177 246L174 247ZM181 249H182V251H181ZM72 250H74V252ZM250 251H252V250H250ZM191 252H193V253H191ZM66 253L69 254L68 256H70V258L67 257V254ZM121 253H122V255L124 254L123 251H121ZM71 254H73V255L71 256ZM51 255H49V256H51ZM74 255L76 256V258H74ZM186 255H188V254L186 253ZM92 256H91V258H92ZM94 256H97V255L94 254ZM94 256L92 258L94 261H92V260L90 262L89 261H86V263H88V264H97L98 261L95 260L96 257L94 258ZM87 257H85V259ZM51 258H52V260H51ZM81 258H83V259H81ZM216 259L217 258H212V261L214 260L217 263H220L221 262V260L217 259L218 260L217 261ZM117 260H116L117 264H120V263L121 264L122 263L124 264V262L122 261L123 260L122 258H119ZM86 263L84 261V264H86Z\"/></svg>",
  "mask_w": 264,
  "mask_h": 264
},
{
  "label": "bare ground",
  "instance_id": "2",
  "mask_svg": "<svg viewBox=\"0 0 264 264\" xmlns=\"http://www.w3.org/2000/svg\"><path fill=\"white\" fill-rule=\"evenodd\" d=\"M2 1H4V0H2ZM1 1V4H0V9L1 10H4L5 12L7 11H9V12H11V13H14V14H17V15H20V14H25L26 13V15H29V9L28 8H30L31 7V5H30V3H29V5H28V2L30 1H26V0H5L4 2H2ZM33 1V0H32ZM35 1H37V0H35ZM38 1H40V0H38ZM53 2L54 1H56V0H52ZM76 1V0H75ZM85 2V3H82L83 5H80L81 4V2ZM100 2V0H77V2H75L74 4H71V5H73V9H71L70 11H69V13H67V14H69V15H67V18L68 19H70V20H68V21H70V22H72L73 21V23H75V22H77L78 23V25H77V23H75V25H77L78 26V28H81V29H79V33H81V34H79L78 32H77V29L78 28H76V30H75V32L76 33H78L77 35L79 36V38L82 40V39H86V36L88 37L89 35L88 34H90V32H88L87 33V28H88V30H90V28H92L93 30L91 31V32H93V31H96V30H98V29H96V28H93L94 26H95V24L97 25V26H101L102 24H104V21L106 22V20H104V18H102L103 16V14L105 15V14H107V13H105V12H108V11H111V9H113V11L114 12H112L113 14H112V16H114V13L116 12L115 10H114V8H113V3L114 4H117V3H115V0H114V2H113V0H108V4L107 5H110L109 7H110V10H106V8H105V12L104 11H102L101 10V12H99V10L97 11V9H98V6H96V4H98L99 2ZM102 1V0H101ZM105 0H103V2H104ZM107 1V0H106ZM118 1V0H117ZM120 1V0H119ZM127 1H129V0H127ZM130 1H132V0H130ZM130 1L128 2V5H129V3H130ZM136 1V0H135ZM135 1H132L130 4L132 5V3L134 4V2ZM148 1V0H147ZM151 1V0H150ZM173 1H176V0H172V5H174V2ZM260 1V3L261 2H263V1H261V0H259ZM40 2H42V1H40ZM49 2H51V1H49ZM73 2V1H72ZM96 2H98V3H96ZM102 2V3H103ZM111 2H112V5H111ZM123 2H125L126 4H127V2L126 1H124L123 0ZM153 2H155V1H153ZM153 2L151 3V4H149V2H148V4L149 5H151V7H148V8H150V9H152L153 8V6H152V4H153ZM101 3V5H103ZM105 3H104V5H105ZM119 3V2H118ZM121 4H122V2H120ZM178 3V2H177ZM38 4H40L39 2H38ZM42 4H44V3H42ZM41 4V5H42ZM48 4V3H47ZM76 4V5H75ZM120 4V5H121ZM135 4L137 5L138 3H136L135 2ZM176 4V3H175ZM223 4V3H222ZM262 4V3H261ZM49 5H51V4H49ZM101 5L99 4V6L101 7ZM118 5V4H117ZM120 5L118 6V7H120ZM135 5V6H136ZM139 5V4H138ZM154 5V4H153ZM17 6H18V8H17ZM27 6H30V7H28L27 8ZM35 6H37V5H35ZM34 5L32 6V8L33 7H35ZM43 6V5H42ZM122 6L124 7V4H122ZM121 6V7H122ZM134 6V7H135ZM263 6V5H262ZM39 7V6H38ZM36 8V9H40V8ZM41 7V6H40ZM71 7V6H70ZM97 9H96V8ZM99 7V8H100ZM103 7H107V6H103ZM102 7V8H103ZM143 7V6H142ZM20 8V9H19ZM24 8V9H23ZM102 8H100V9H102ZM133 8V7H132ZM136 8V7H135ZM140 8V6H138V8H137V10ZM147 8V7H146ZM155 8H157V7H155ZM27 9V10H26ZM34 9V8H33ZM141 9H143V8H141ZM149 9V10H150ZM27 12H26V11ZM131 10H133V9H131ZM137 10H136V12H137ZM25 11V12H24ZM33 11V10H32ZM140 11V10H139ZM146 11H147V9H146ZM145 10H144V12H146ZM160 11V10H159ZM2 12V11H1ZM34 12V11H33ZM102 12H104L103 14H101ZM141 12H142V10H141ZM150 12V11H149ZM148 11H147V13H149ZM4 13V12H3ZM32 13V12H31ZM30 13V15L29 16H26V17H29L28 19H30L31 18V22L34 20V19H32L33 18V15ZM100 15H99V14ZM138 13V12H137ZM143 13V12H142ZM230 13V12H229ZM98 14V15H97ZM117 14V13H116ZM138 14H140V13H138ZM145 14V13H144ZM31 15H32V17H31ZM97 15V16H96ZM222 15V14H221ZM227 15H229V14H227ZM227 15H225V16H227ZM4 16V15H3ZM106 16V15H105ZM158 16H159V14H158ZM160 16H161V14H160ZM159 16V19L161 18V20L163 19L162 17H160ZM231 16H234V14L232 15L231 14ZM99 17V18H98ZM108 17V16H107ZM221 17V16H220ZM259 17H261V18H259V19H262V16L260 15ZM227 18V17H226ZM232 18V17H231ZM263 18H264V16H263ZM48 19V18H47ZM97 19V20H96ZM99 19V20H98ZM103 19V20H102ZM106 19H109V18H106ZM244 19V18H243ZM46 20V19H45ZM96 20V21H95ZM227 20H229L228 18H227ZM232 20H234L233 22H232ZM245 20V19H244ZM29 21V22H30ZM51 21V19H48V25H47V23H46V25H42V27L44 28V27H46V31L50 34V32L51 33H53V29H56V25H55V23L53 22V20H52V22H50ZM99 21V23H97ZM230 21V20H229ZM235 18H233V19H231V22H229V23H231V25H235V24H237V25H239V24H241L242 23V21H241V19H237V22L235 23ZM239 21H240V23H239ZM1 22H4L3 21V18H2V15H0V24H1ZM34 22V21H33ZM46 21H44L43 23H45ZM225 22V21H224ZM226 22H228V21H226ZM244 22V21H243ZM245 22H247V20L245 21ZM244 22V23H245ZM249 22V21H248ZM263 22H264V20H263ZM50 23H54L53 24V26H55V28L52 26V24H50ZM219 23V22H218ZM251 23V21L248 23V24H250ZM254 22H252V24H250L249 26H250V28L248 29L247 28V26H248V24L247 23H245L243 26L241 25V27H244V29H245V27L248 29V31L249 30H251L252 31V33H254L253 31V28H251V27H254V26H256V24H257V30H259L260 31V33H258L257 34V31H256V33H254L253 35H255V34H257V36H256V40H258L257 38H258V36L260 35V37H259V39H261L262 37L264 38V27L261 25V27H259L260 25H258V23H260V22H255L254 24H253ZM3 24V23H2ZM114 25H116L115 23H113ZM222 24V23H221ZM33 25H35V24H33ZM50 25H51V27H50ZM172 25H174V24H172ZM236 25V26H237ZM246 25V26H245ZM252 25V26H251ZM3 26V25H2ZM48 26V27H47ZM220 26V25H219ZM236 26H235V28H236ZM248 26V27H249ZM86 27V28H85ZM116 29H114L113 28V26H111L110 28H113L115 31H117L118 32V26L116 25ZM173 27H175V26H173ZM232 27V26H231ZM238 27V26H237ZM258 27H259V29H258ZM83 28H84V30L86 31V33H87V35H86V33H84V31H81V30H83ZM233 29H235L234 28V26L232 27ZM41 29L42 28H38V31L39 32H41V33H43L42 31H41ZM49 31H48V30ZM238 29H239V27H238ZM243 29V30H244ZM254 29H256V27L254 28ZM51 30V31H50ZM113 30V31H114ZM240 30V29H239ZM44 31H45V28H44ZM55 31V30H54ZM114 31V33H116ZM247 30H246V33L248 32ZM46 32V33H47ZM57 32V31H56ZM242 32V31H241ZM250 32V31H249ZM248 32V33H249ZM55 33V32H54ZM84 33V34H83ZM96 33V32H95ZM98 33H100V31H98ZM97 33V34H98ZM246 33H245V36H246ZM57 34H59V33H56V35ZM93 34H94V32H93ZM96 34V37H94V35H93V37H94V39L93 40H95V39H98V40H95V41H98L99 42V40H100V38H98V37H100L102 34L100 33V35H97ZM113 34V33H112ZM118 35H119V32L117 33ZM54 35L53 34V41L52 42H55V40H57L56 39V37L57 36H61V35ZM91 36H92V33L90 34ZM243 35V34H242ZM27 36H28V34H27ZM50 36H51V34H50ZM56 36V37H55ZM75 36H76V34H75ZM83 38H82V37ZM84 36H85V38H84ZM110 36V35H109ZM108 36V37H109ZM251 36V35H250ZM249 36V37H250ZM93 37H91V38H93ZM104 37L106 38V36L104 35ZM104 37H102V39L104 38ZM114 37V36H113ZM113 37H112V39H113ZM120 37H122V36H120ZM248 37V36H247ZM252 37V39H253V37L255 38V36H251ZM28 38V37H27ZM55 38V39H54ZM63 38V37H62ZM62 38H59V39H61L62 40ZM76 38V37H75ZM123 38V37H122ZM37 40L35 41V40H33L32 39V37H29L28 39H26L25 41H23V43H25V42H27V44L30 46V47H35V48H41V46H42V41L41 40H39L38 38H36ZM50 39H51V37H50ZM58 39V40H59ZM87 39H89V37L87 38ZM102 39L100 40V41H102ZM106 39H108V38H106ZM110 39V38H109ZM118 39V38H117ZM250 39V38H249ZM7 40V39H6ZM9 40H11V39H9ZM56 41V44L55 43H53L54 45H55V47L57 48V49H59V47L61 48V49H59L58 51H59V53H61V55H63L65 52H66V50L63 48V45H64V42L63 43H61L62 41ZM72 40H74L73 38H72ZM76 40V41H75ZM74 41H75V43L78 41L77 39H75ZM104 40V39H103ZM116 39H114V41H115ZM256 40H255V44H256ZM73 41V42H74ZM86 41H88V40H86ZM94 41V42H95ZM123 41V40H122ZM253 40H250V42H252ZM259 41V40H258ZM103 42V41H102ZM105 42H107V40L105 41ZM108 42L110 43V41L108 40ZM112 42V41H111ZM61 43V44H60ZM116 43H118V42H116ZM115 43V44H116ZM258 43V42H257ZM22 44V43H21ZM63 44V45H62ZM86 44H88V42L86 43ZM90 44V43H89ZM99 44V43H98ZM100 44L102 45V43L100 42ZM99 44V45H100ZM104 44V43H103ZM106 44V43H105ZM113 44V43H112ZM114 44V45H115ZM255 44H253L254 45V47L256 46ZM0 45H1V48H2V50H5L4 52H6V50H8V49H12L13 50V47H15V44H13V43H10V42H7V41H5V39L4 38H0ZM26 45V44H25ZM97 45V44H96ZM100 45V46H101ZM113 45V46H114ZM18 46V45H17ZM111 46V45H110ZM113 46H111V47H113ZM259 46V45H258ZM12 47V48H11ZM81 47H83L84 48V46H81ZM95 47V46H94ZM93 47V45H92V48H94ZM109 47V46H108ZM120 47H121V45H120ZM62 48L64 49L63 51H61L62 50ZM68 48V47H67ZM66 48V49H67ZM76 48V47H75ZM75 48H73L74 50H75ZM90 48H91V46H90ZM97 48V47H96ZM95 48V49H96ZM117 49L116 50H118V48L119 47H116ZM259 48H261V47H259ZM18 49V48H17ZM69 49V48H68ZM67 49V50H68ZM114 48H110L109 50L111 51V50H113ZM120 49V48H119ZM71 51H73L72 49H70ZM69 50V51H70ZM80 51V53L78 52V51ZM77 50L76 51H74L75 52V57H76V59H78V63L81 65V64H83L82 65V67L83 66H87L88 64H91L92 63V61L90 60L91 58H88L87 56V54H84V52H83V50H81V49H79V48H77ZM261 50V49H260ZM259 50V51H260ZM14 51V53L16 52L15 51V49L13 50ZM61 51V52H60ZM69 51H67V52H69ZM81 51H82V53H81ZM85 51V50H84ZM95 51V50H94ZM97 51V50H96ZM254 51H255V49H254ZM3 52V53H4ZM8 52V51H7ZM6 52V53H7ZM66 52V53H67ZM2 53V54H3ZM14 53H12L11 52V54H13L14 55ZM17 53V55H14V56H16L17 58V60H18V57H19V59H20V55H18V52H16ZM22 53H24V52H22ZM65 53V54H66ZM70 53V52H69ZM69 53H67V54H69ZM73 53V52H72ZM11 54H10V56H11ZM26 54V53H25ZM25 54L23 55V56H25ZM84 55V56H81V57H79L80 55ZM6 55V54H5ZM4 55V56H5ZM85 55H87L86 57H85ZM8 56H9V54H8ZM9 56V57H10ZM13 56V57H14ZM29 56V59L27 58L26 60H30L31 59V57H30V55H28ZM27 56V54H26V57H28ZM68 56V55H67ZM9 57H7L8 59H9ZM22 57V56H21ZM25 57V58H26ZM85 57V58H84ZM4 58V57H3ZM6 58V56H5V59H7ZM12 58V57H11ZM38 59H36L35 58V60H39V59H41L40 61L42 62H44V59L42 58V57H37ZM80 58V59H79ZM84 58V59H83ZM2 59V58H1ZM0 59V60H1ZM5 59H4V62H5ZM14 59V58H13ZM10 61H11V59H9ZM25 59L24 60H20L19 62L20 63H18L19 64V66H17V64L15 65V64H13V65H15V66H10V69H12V70H16V68L18 67V69H19V72L18 73H16L15 75H13L12 77H14V76H16L17 75V78L18 77H20L22 80H23V82H24V79H26L27 77H28V74H29V72L30 71H35L34 69H36L35 67H34V69H32V70H30L31 68H27V67H24V68H26V69H24V68H22L21 66H24V64H25V62H23V61H26ZM81 60V61H80ZM87 60V61H86ZM7 61V60H6ZM15 61V60H14ZM80 61V62H79ZM82 61H84V62H82ZM89 61V62H88ZM187 61V60H186ZM188 61H189V59H188ZM12 62V61H11ZM86 62H88V64L86 63ZM189 62H191V60L189 61ZM39 63V62H38ZM74 63H76L77 64V62H74ZM186 63V62H185ZM2 64H3V62H2ZM78 64V65H79ZM187 64H188V62H187ZM35 65H37L36 63H35ZM43 67H44V65H42ZM1 67V66H0ZM16 67V68H15ZM36 67H38V66H36ZM8 68H9V66H8ZM7 68V69H8ZM50 71V70H49ZM2 73V72H1ZM34 73V72H33ZM50 75H52L53 76V74H50ZM48 76V75H47ZM57 76V75H56ZM59 78H55V79H57V80H55V79H53L52 80V78H50V77H46V78H44V77H42L43 78V80H41V82H42V84H40L39 83V87H42V88H40V91H42L40 94L42 95V96H39V98L41 97L42 99L40 100L39 98H38V96H37V94H39L38 92H34V90L32 91V94H36V95H33L35 98L34 99H37V103H39V100L40 101H43V100H46L47 99V97L49 98V97H52V96H54L53 94H52V92L51 91H54V90H56L57 91V87L59 86V82H60V84H61V80H59L60 79V75L58 76ZM63 77V76H62ZM54 78V77H53ZM90 78V77H89ZM112 78L114 79V80H116V77H114V76H112ZM119 77H117V80L118 81H121V80H124V81H121L122 83L123 82H125L126 83V80H127V82H128V79H126L125 77H120V78H123V79H118ZM20 79V80H21ZM62 79V78H61ZM110 79V78H109ZM130 79H132V78H130ZM129 79V82L131 81V83H132V81L133 80H130ZM134 79H135V77H134ZM137 79H139V78H137ZM136 79V81H138ZM112 80V79H111ZM114 80H112V82L114 81ZM19 81V80H18ZM87 81H89L90 82V80H87ZM117 81V82H118ZM135 81V80H134ZM111 81L108 83L109 84V86H108V84H107V88H106V84L104 83V84H102L103 86H105L104 87V89L106 88V90H104L103 91V95H105L106 93H111V92H109V91H111V90H109L108 91V88L109 87H111L112 85H111V83H112ZM115 82V81H114ZM122 83H120V85H122ZM124 83V84H125ZM134 83V82H133ZM16 84V83H15ZM23 84V83H22ZM113 84V83H112ZM116 84V87H115V85H113L112 86V88H118L120 85L118 84V83H115ZM118 84V85H117ZM19 85V84H18ZM127 85V84H126ZM15 86V85H14ZM13 86V87H14ZM88 86V85H87ZM123 86V85H122ZM12 87V88H13ZM15 87H17V84H16V86ZM15 87H14V89H15ZM19 87V86H18ZM17 87V88H18ZM21 87V86H20ZM10 88V87H9ZM9 88H7V89H9ZM59 88H60V86L58 87V90H59ZM101 89L103 88L102 86L100 87ZM127 88V87H126ZM38 88H36V90H37ZM43 89V90H42ZM110 89V88H109ZM121 89V88H120ZM123 89V88H122ZM149 89V88H148ZM0 90H1V88H0ZM3 90V89H2ZM13 90V89H12ZM119 90V89H118ZM127 90V89H126ZM147 90V88L145 89V91ZM150 90H152L151 88H150ZM149 90V91H150ZM39 91V92H40ZM55 91V95L57 94V93H59V91H57L56 92ZM89 91H90V89H89ZM107 91V92H106ZM115 91H117V90H115ZM125 91V90H124ZM155 90H153V91H151V92H154ZM0 92H2V91H0ZM10 92V91H9ZM8 92V93H9ZM98 93L97 94H99V91H97ZM106 92V93H105ZM114 92V90H112V93ZM120 92V91H119ZM119 92L117 93V94H114V95H116V98L117 99H119V100H117V102L116 101H113V103H110V104H106V101L107 100H109V97L111 96V95H108V97H106L105 99H107V100H105V102H104V100L102 101V102H104V103H102V102H99V101H97L98 103H94V105H100V110H99V112L98 113H100V114H102V115H104L103 113H105V109H107L108 111H107V113L110 115V112L112 111V113H113V110H111V109H113V107H114V109L118 106V108H120V111L121 112H124L122 109H124V108H126V107H123V106H129V108H131V107H135L136 105V107L135 108H133V110H134V112H132V114L133 115H135L134 117L135 118H139L138 116L140 115V114H142L144 111V114H142V116L143 115H145V114H148V113H146V112H149L148 110H150L149 108L150 107H148L149 105H147L146 103H148V102H144V105H147V107L146 106H144L146 109H143L144 107H142V109L144 110L143 112L142 111H140V110H142V109H140L141 107H140V105L138 104L139 102H136V101H138V100H136V99H134V96L133 97H131L130 95V98H129V96L127 95V98H126V96H125V98H123L124 96L121 94V93H123V94H126L127 93V91L124 93L123 92V90L121 91V93H120V95H118L119 94ZM3 93V92H2ZM8 93L7 94H0V97H1V95H2V102H1V100H0V103H1V109H0V264H49V262L50 263H52L49 259H50V257H52L53 256V254H54V256H53V258H55V260H53V261H56V259H59V258H57V255H59V252L60 251H62L61 252V255L63 256V258L65 257L64 256V251H65V243H63V244H61V248H62V246H63V248H62V250H59V252L57 253V250L59 249L58 247V249L55 247L54 249H53V247H52V245H54V240H56V238H55V236H58V238H60L61 239V237L62 238H64L65 237V235L64 236H61V234L63 233L64 234V232H65V230H64V227L66 228L67 227V229L66 230H69V231H71L72 229L73 230H76L77 228H76V226H75V229H74V226H73V224H71L73 221H75L76 223L77 222H80V220L81 219H83L85 216L87 217V219L86 220H92L93 218H91L90 217V219H88V217H89V212L91 213V215L93 216V211H96V210H98L97 212H99V215L100 214H102V213H100L102 210H104L105 211V209L107 208H105V209H100V207L99 206H101L99 203H101V202H98L97 200H96V202H95V200H93V196H94V194L95 193H97L98 191V189L100 190V192H98L99 194L100 193H102V192H106L107 193V190L108 189H110V188H113L112 190H114V191H112V192H114V193H112V192H109V195H108V193H107V195H106V193L104 194V195H106L104 198L106 199V197H107V199H108V202L111 204V202L109 201V198L110 197H112L113 195V197H116L118 200V203L117 202H114L115 203V205L117 204V206L121 203V201H122V204L124 203V205H119V208L120 207H122V206H127L128 207V205L130 204V208H133V210L132 209H130L131 210V213H130V215H131V217L133 216L134 217V219L132 218V219H130V220H132L133 222L135 221V222H137L136 221V219L137 220H139L140 221V223H141V228L144 226V225H146V223H145V221H144V219H142V218H144V217H147L148 216V214H149V218H150V216H152V214H153V216L155 217V214H154V211L158 214V215H160L161 214V212L163 213V211H164V209L166 208L167 209V207H171V206H176V205H186V206H188L189 204V206H191V203L194 201V200H196L197 198H198V201H200L199 199L200 198H203V197H207V196H209V198L212 196V195H217V194H219V191H217L216 190V188L214 189V188H212V186L210 187V186H208V188H203V187H207V185L206 186H201V187H199L200 188V190L198 189L197 190V186H195V190L192 188V187H194V186H189V188H180L179 187V185H180V183H181V181H175V180H177V179H175V180H173L172 178L173 177H175V176H173V175H170V176H173L172 178H170V179H172L173 181H174V184H175V182H176V184L178 185V183H179V185H178V187H174V186H169V185H171V183L170 184H166V186L164 185L163 187H160V185H158L159 187H157L156 185H157V183L156 182H160V184H161V182L163 183L164 181H162V180H164V179H162V180H160L159 179V177H158V179H156L155 180V183H152V187L150 186V183L147 181V183H149V185L147 186H144V183H146V182H144L143 180L142 181H138L139 183L140 182H142V186L140 185V187H136L135 185H134V187H130V185H129V187H127V188H125L126 186H124L123 185V187L125 188H123V187H118L119 188V190L121 191L122 189H123V191L119 194V192L120 191H115V189H118V188H115L114 189V187H116L117 185L118 186H122V184L125 182V183H128L130 180L131 181H133V180H137V179H135L134 177H132V179H129L128 178V182L126 181L127 180V178L126 179H122V178H120V177H122L121 176V174H123V173H121V174H119L118 172L120 171V169H122V167H125V169H122L123 171L124 170H127V171H129V170H131L130 168H129V166L128 165H130V162L132 163L130 166H132L133 165V163H134V167H137L138 166V164H136V162H133V161H137L138 160V157H140V155L138 156V155H136V157H134V155H133V158H131L132 159V161H129L130 160V158L128 157V155H124V156H122V158L124 159V157H126V159H125V161L127 162V161H129V163H126L125 161H123V166H121V164H119L120 166V168H119V170H117L116 169V167L118 168V166H116V163H118V158L116 159V156L117 155H119L120 153L121 154H125L126 152H127V149H128V147H130V149H131V146L133 145V143L134 142H132L131 143V146H129V145H125L126 146V151L124 152L123 151V149L122 148H119L118 149V147H120V145L121 144H119V143H117V141H116V139L117 138H123V136H121L120 137V135L115 139V138H112V139H110V141H111V144H110V146H112L111 148H114V146L117 148H115V151H118L117 153H113V154H117V155H115V159H110L109 161H107V163H106V161L104 162V163H102V161H103V159H102V161H100L99 160V162L100 163H98L97 161H98V159L96 158V160L94 159L95 158V156L93 157V152L95 153V154H97V152H98V150L95 152L94 150L95 149H98V147L99 146H101V145H105V143H106V145H108L109 143L108 142H110L109 140H106V142H105V140H103V141H101L102 139H98V137H96V139H94L93 137L91 138V137H89L90 135V133H91V130H94V129H90L88 132V134L86 135H84L83 134V132L85 131V133L87 132L86 130H87V126H86V123H84V125H83V130H84V128H86L84 131L82 130V132H81V134H82V136H83V138H87L86 136H88L89 138H91V139H89V138H87L86 140H85V142L87 143H85L84 141H82V140H80L81 141V143L78 145V143L79 142H77V145L79 146V147H81V146H84L85 144L87 145V146H84V147H82V149L84 150V152H85V154L86 155H89L90 157H91V159L88 157V159H87V156H85L86 158H84L83 159V157H84V155H83V153L82 154H80V155H83V157H81V156H79V152L77 153V157L75 156V152H77V151H73V150H71L72 151V153L74 152V154H72V153H70L69 151L70 150H67V148L65 147V148H63L64 146H65V144H64V146H62L61 147V145L63 144V142L65 143V141L67 142V140H64V141H60V137H58V139L56 138L57 137V134H55L56 133V131L54 132V131H52L53 133L52 134H50L49 133V131H50V129L49 128H52L53 126H54V124H52V126L50 125L51 124V122H49L48 123V121H47V123H46V121L45 122H43L44 123V126H42L43 128H41L40 129V125H39V127H38V125H37V130H34L35 128H34V126L35 125H29L27 122H26V119H25V117H24V119H22L21 117H20V119H18L19 117V114L20 113H18V112H16V109H14L13 110V112L12 111H10V112H8V106L6 107L7 108V110L4 108L5 107V105L7 104V102L8 101H6V102H4V100L3 99H7V98H5V97H9V95H8ZM43 93V94H42ZM49 93H51V94H49ZM54 93V92H53ZM101 93V92H100ZM146 93H148V91H146ZM145 92H144V94H146ZM160 93V92H159ZM159 93H157L158 94V99H157V104L155 103H153V101L155 100V99H153V101L151 100V98H153V97H149L150 98V100L152 101V103L156 106V105H158V107H159V105L160 104H158V102L160 101V99H159ZM85 94V93H84ZM89 94V93H88ZM88 94H87V96L85 95L84 97L86 98H88ZM92 94V93H91ZM93 94H94V92H93ZM128 94V93H127ZM132 94V93H131ZM135 94V93H134ZM137 94V93H136ZM135 94V95H136ZM153 93H149L148 95H152ZM4 95H7V96H4ZM24 95H26V94H24ZM50 95V96H49ZM107 95V94H106ZM113 95V96H114ZM117 95L118 96H120L121 97V95L123 96V97H121V99H120V97L118 98L117 97ZM133 95V94H132ZM155 95V92H154V94H153V96ZM22 96V95H21ZM28 96V95H27ZM29 96H31V94L29 93ZM33 96H31V98L33 97ZM23 97V96H22ZM37 97V98H36ZM10 98H11V96H10ZM9 98V100L11 101L10 102V105H12L13 103H12V100ZM24 98V97H23ZM27 98H29V97H27ZM85 98H83L82 100H84L85 101ZM90 98V97H89ZM89 98H88V101H86L88 104L90 103L91 104V102H92V100L90 99L89 100ZM93 98H95V96L93 97ZM137 98V97H136ZM141 98V97H140ZM154 98H156L155 96H154ZM160 98H162L161 96H160ZM165 98H166V96H165ZM164 98V99H165ZM1 99V98H0ZM21 99V98H20ZM25 99H26V96H25ZM30 99V98H29ZM28 99V100H29ZM113 99H115L114 97H113ZM125 99V100H124ZM143 99H146V98H143ZM164 99H162V101L164 100ZM168 99V98H167ZM30 100H32V99H30ZM159 100V101H158ZM36 101V100H35ZM111 101V100H110ZM109 101V102H110ZM111 101V102H112ZM143 101H145V100H143ZM156 101V100H155ZM162 101H160V103H161V105L164 103V102H167V100H164L163 102ZM17 102V101H16ZM26 102H28L27 100H26ZM33 103H34V101H32ZM22 103H24V100L22 101ZM32 103V104H33ZM37 103H35V104H37ZM87 103H83V106H84V109H86L85 108V106H86V104ZM117 103V104H116ZM3 104H4V106H3ZM32 104H28V105H30V106H27V105H25L26 107H24V104H22V105H19L18 107H21L20 109L22 110V112H23V115H25L26 117H27V115L29 114V115H31V113H34L33 115L34 116H36V113L37 114H41V112H43L42 111V109H44V108H42L43 106L42 105H40V103H39V107H41L42 109H40L39 108V111H38V108H37V106L38 105H36V107L34 106V107H32ZM89 104V105H90ZM101 104H103V105H101ZM106 106H105V105ZM112 104V105H111ZM140 104H142V103H140ZM151 104V103H150ZM167 105H168V103H166ZM34 105V104H33ZM109 107H108V106ZM116 107H115V106ZM152 105V104H151ZM3 106V107H2ZM13 106V105H12ZM83 106H82V108H83ZM91 106V105H90ZM102 106H105V107H103V109L105 110V111H103V109L101 108ZM113 106V107H112ZM131 106V107H130ZM139 106V107H138ZM170 106V105H169ZM95 106H93V104H92V106L90 107V108H88V109H86V116L87 115H89V116H91V113L90 112H88L87 113V110L88 111H94L95 110V108H97V106L94 108ZM138 107V108H137ZM167 107V109L166 110H171V107H170V109L168 108V106H166ZM165 106H164V108H166ZM175 107V106H174ZM12 108V107H11ZM91 108H93V109H91ZM109 108H111V109H109ZM117 108V109H118ZM137 108V109H136ZM157 108V107H156ZM163 108V110L162 111H164L165 109ZM49 110H47V108H45L44 110L47 112H50L51 111V108H48ZM91 109V110H90ZM136 109V110H135ZM154 109V108H153ZM152 109V111L154 112V110ZM160 109V108H159ZM175 109H177L176 107H175ZM9 110H11L10 108H9ZM35 110H36V113H35ZM52 110L53 111H51V112H53V113H56L57 112V110L55 111V108L53 109L52 108ZM97 110V111H98ZM102 110V111H101ZM125 110V109H124ZM156 110V109H155ZM158 110V109H157ZM157 110L155 111L156 112V114H157ZM172 110H174V109H172ZM180 110V109H179ZM178 110V111H179ZM40 112V113H38V112ZM55 111V112H54ZM110 111V112H109ZM126 111V110H125ZM135 111H140V112H142V113H137V112H135ZM159 111V110H158ZM48 112H47V115H48ZM119 112V111H118ZM118 112L117 113H115V115L116 114H118ZM153 112H150V113H153ZM155 112L153 113V114H155ZM160 112V111H159ZM176 112V111H175ZM12 113H15V114H12ZM52 113V114H53ZM58 114H61V113H59V112H57ZM56 113V114H57ZM93 114H92V116L95 114V112H92ZM111 113V114H112ZM164 113V112H163ZM162 113V114H163ZM43 114V113H42ZM45 115H46V113H44ZM136 114H138V115H136ZM164 114H166V112L164 113ZM163 114V118H164V115ZM175 114V113H174ZM21 115V114H20ZM49 115H51V113L49 114ZM106 115L107 114H105V117H106ZM108 115V116H109ZM115 115H111V116H114L115 117ZM149 115V114H148ZM159 115H160V113H159ZM169 115V114H168ZM167 115V116H168ZM171 115V114H170ZM169 115V116H170ZM85 116V117H86ZM88 116V117H89ZM98 116V115H97ZM96 115H94V118H93V120H91V121H95V117H97ZM146 116V115H145ZM144 116V117H145ZM172 116V115H171ZM175 116V115H174ZM178 116V115H177ZM183 116V115H182ZM186 116V115H185ZM11 117H13V118H11ZM39 117V116H38ZM82 117H84V116H82ZM84 117V118H85ZM101 117H103V116H101L100 115V117L99 118H101ZM105 117L103 118V119H105ZM156 118H157V115L155 116ZM9 118H11V119H9ZM36 119H38V120H41V119H39V118H37V117H35ZM149 118V117H148ZM151 118V117H150ZM149 118V119H150ZM152 118H153V116H152ZM166 118V117H165ZM169 118V117H168ZM35 119V120H36ZM102 119V118H101ZM112 119V118H111ZM145 119H146V117H145ZM155 119V118H154ZM158 119L160 120L161 118L158 116ZM158 119H156V120H158ZM170 119V118H169ZM169 119H168V121H169ZM172 119H173V117H172ZM176 119V118H175ZM174 119V120H175ZM83 120V119H82ZM81 120V121H82ZM87 120V118L84 120V121H86ZM88 120H90V117L88 118ZM87 120V121H88ZM97 120V119H96ZM99 120V119H98ZM97 120V121H98ZM151 120L153 121V119H150L149 121L151 122ZM156 120H154L155 122H156ZM159 120H158V122H159ZM165 121L167 120V119H164ZM179 120V119H178ZM185 120V119H184ZM9 121V122H8ZM83 121V122H84ZM91 121H89L90 123H91ZM99 121H103V120H99ZM154 121L152 122V124H150V122H149V124H150V126H152L153 128H152V130H155V129H158L157 128V125H158V123L156 124V128L154 129ZM161 121V120H160ZM173 121V120H172ZM180 121H182V120H180ZM82 122V123H83ZM106 122H107V120H106ZM162 122V121H161ZM184 122V121H183ZM43 123L41 124V125H43ZM79 123H80V120H79ZM81 123V124H82ZM90 123L88 124V122H87V125H90ZM95 123V122H94ZM99 123V122H98ZM103 123H104V121H103ZM109 124H110V122H108ZM168 123V122H167ZM167 123H165V125H168ZM170 123V122H169ZM177 123V122H176ZM175 122H173V124H172V122H171V124L172 125H174V124H176ZM186 123V122H185ZM264 123V122H263ZM47 124H49L51 127H49V125H47ZM92 125H93V123H91ZM102 123H100L99 124V127H100V125H101ZM149 124H147V125H149ZM178 124V123H177ZM179 124H181V123H179ZM178 124V125H179ZM95 125V124H94ZM137 125H139L138 127L136 126V124L135 125H133V127L132 128H134L133 130H138L139 131V133L141 132V130H139V129H142L141 127H140V123H138ZM172 125H169L170 127H171V129H172V127H174V126H172ZM186 125L187 124H185L184 126L186 127ZM80 126V125H79ZM86 126V127H85ZM91 126V125H90ZM89 126V127H90ZM110 126V125H109ZM142 126V125H141ZM146 129H147V126H145V124L143 125ZM149 126V127H150ZM161 126V125H160ZM164 126V125H163ZM183 126V125H182ZM46 127V128H45ZM98 127V126H97ZM106 127H108V125L106 126ZM137 127V128H136ZM140 127V128H139ZM148 127V128H149ZM168 127V126H167ZM170 127H168L167 129L168 130H170L169 128ZM177 127H179V126H177ZM33 128V129H32ZM93 128H95V127H93ZM110 128V127H109ZM139 128V129H138ZM151 128V127H150ZM161 128L162 127H160V131H157L156 132V134L158 133V132H161ZM180 128V127H179ZM183 128V127H182ZM96 129V128H95ZM100 129V128H99ZM111 129V128H110ZM144 129V128H143ZM142 129V132L143 133H140V136L141 137H143L144 135H145V137H146V135L149 133V132H147L148 130H143ZM175 129V128H174ZM34 130V131H33ZM56 130V129H55ZM96 130H98V129H96ZM95 130V131H96ZM133 130L130 132V134H135V132H133ZM150 130V129H149ZM152 130H150V131H152ZM163 130H164V127H163ZM173 130V129H172ZM103 131V130H102ZM112 131V130H111ZM166 131V130H165ZM174 131H176V130H174ZM185 131V130H184ZM187 131V130H186ZM30 132H31V136H29L30 135ZM97 132V131H96ZM101 132V131H100ZM107 132V131H106ZM109 132V131H108ZM137 132V131H136ZM167 132L168 131H166L165 133L167 134ZM95 133V132H94ZM103 133L105 134V132L103 131ZM110 133H112V132H110ZM139 133H137L138 135H139ZM146 133V134H145ZM154 134H150L149 133V136H150V138H149V136L148 137H146V138H149V139H151V138H153V136L154 135H156L155 134V132H153ZM164 133V132H163ZM162 133V134H163ZM164 133V134H165ZM178 133H180V132H178ZM33 134V135H32ZM50 134V135H49ZM55 134V135H54ZM92 134H93V132H92ZM99 134V136H100V134L101 133H98ZM109 134V133H108ZM130 134H127V135H130ZM142 134H144L143 136H142ZM163 134V135H164ZM175 134V133H174ZM53 135L55 136V137H53ZM96 135V134H95ZM95 135H93V136H95ZM110 135V134H109ZM108 135V136H109ZM111 135H113V133L111 134ZM137 135V136H138ZM153 135V136H152ZM170 135H171V133H170ZM182 135H183V133H182ZM51 136H52V138H51ZM105 136V135H104ZM132 136V135H131ZM135 136L136 135H134V137L133 138H131V140L130 141H128L129 139H130V137L129 138H127L128 136H124V138H127V139H125V141L124 140H118V142L120 141V143L123 141V142H125L126 143V140H127V142L129 143V142H131V141H133V139L135 138ZM140 136H138L139 138H140ZM152 136V137H151ZM159 136V135H158ZM160 136H162V135H160ZM159 136V138H160V140H158V143L160 142L161 143V140H163V137H165V135L164 136H162V137H160ZM168 136H169V134H168ZM167 136V137H168ZM38 137V138H37ZM113 137V136H112ZM116 137V136H115ZM145 137H144V141H145ZM167 137H165L164 139H166V140H168V138ZM170 137H173V136H169V139H170ZM184 137V136H183ZM49 138H51V140L49 139ZM103 138V137H102ZM109 138H111V137H109ZM154 138H155V136H154ZM153 138V139H154ZM53 139L55 140L56 139V141H59V142H61L60 144V146H59V144L57 145V146H55V149H57V148H59V147H61V148H59V150H57V151H54L55 149H53V153L55 154V152L57 153V152H60V154L58 155V153H57V155L59 156V157H57V158H63V161H61V160H59V159H55V163H54V161H53V159L54 158H52V160L50 161V159H51V155L53 156L54 154H50V158H47V157H45L46 158V160H44L43 158V160L40 158V156H39V158L41 159V161H39V158H38V156H36V155H33L34 153L36 154V152L38 151L39 153L40 152H42L43 154H45L44 156H49V154L47 155V152H45V151H47V150H49V149H44L43 150V146L44 145H46L45 143H46V141H53ZM71 139H72V137H71ZM82 139V138H81ZM94 139V140H93ZM105 139V138H104ZM116 141V143L114 144V140ZM135 139H137V137L135 138ZM142 138H140L139 139V141L138 142H140V140H141ZM173 139V138H172ZM176 139V138H175ZM178 139V138H177ZM39 140V141H38ZM84 140V139H83ZM152 140V139H151ZM179 140H181V139H179ZM178 140V141H179ZM183 140H186V139H183ZM55 141V142H56ZM74 141H76V139L75 138H73L72 139V141L71 140H69L68 142H70L69 144H71V142H72V144L74 143V146H76L77 147V145L75 144V142ZM78 141H79V138H78ZM88 141V142H87ZM108 141V142H107ZM165 141V140H164ZM176 141V140H175ZM174 141V142H175ZM54 142V143H55ZM122 142V143H123ZM135 142H137L136 140H135ZM143 142V141H142ZM177 142V141H176ZM185 142V141H184ZM217 142V141H216ZM47 143H49V142H47ZM54 143H52V145L54 144ZM83 143H85V144H83ZM124 143V144H125ZM163 143L164 142H162L161 144L163 145ZM178 143V142H177ZM181 143H182V141H181ZM220 143V142H219ZM71 144V146H69L68 144L66 145L67 147L69 146V148L71 147V148H73L74 146ZM118 144H119V146H118ZM136 144V143H135ZM134 144V145H135ZM167 143H166V141H165V143H164V145H166ZM218 144V143H217ZM43 145V146H42ZM81 145V146H80ZM134 145H133V147H134ZM137 145H139L138 143L135 145L136 147H137ZM162 145H161V147H162ZM164 145H163V147H164ZM171 145H173V144H171ZM183 145V144H182ZM47 146V145H46ZM45 146V147H46ZM50 146H51V144H50ZM54 146V145H53ZM59 146V147H58ZM160 145L159 144H157V146H153V148L152 149H150L149 151H148V153H146L147 155L148 154H150L152 151H154V153L155 152H157V150L159 151V149H161V147H159ZM166 146H169L168 144L166 145ZM42 147V148H41ZM44 147V148H45ZM75 147V148H76ZM79 147H77L78 149H79ZM103 147V146H102ZM108 147V146H107ZM107 147L105 146V148H106V150H107ZM122 147V146H121ZM136 147H135V149H136ZM158 149H157V148ZM163 147H162V149H163ZM180 147V146H179ZM38 149V150H35V149ZM39 148H41V149H39ZM48 148H49V146H48ZM95 148V149H94ZM99 148H101V147H99ZM156 148V149H155ZM166 147H164V149H165ZM168 148V147H167ZM177 148V147H176ZM175 148V149H176ZM181 148V150H182V152H183V154L185 153L184 151H183V148L182 147H180ZM63 151V153L61 152V150ZM67 150V151H64V150ZM92 149H93V151H92ZM122 149V150H121ZM129 149V150H130ZM133 149V148H132ZM132 149L130 150V151H132ZM134 149V150H135ZM161 149V150H162ZM163 149V150H164ZM81 150V149H80ZM79 150V151H80ZM124 150H125V148H124ZM134 150L132 151L133 153H134ZM156 150V151H155ZM178 150V149H177ZM181 150L179 149L177 152L178 153H182L181 152ZM44 151V152H43ZM82 151V150H81ZM108 151V150H107ZM121 151V152H120ZM122 151H123V153H122ZM130 151H128V153L130 154V156H131V154H132V152L130 153ZM175 151L176 152V150H171V149H169V151L168 152H166V149H165V153H168V154H170V153H173V152ZM37 152V153H38ZM68 153L67 155H66V153ZM91 152V153H90ZM102 152L103 153H105V149L104 150H102ZM109 152H110V150H109ZM160 153H158L157 152V154H160V155H162L163 153H161V151H159ZM88 153H90V154H88ZM128 153H126V154H128ZM153 153V152H152ZM152 153L150 154V155H152ZM165 153L163 154V156L165 157V159L168 157V154H166L165 155ZM178 153H176L175 154V157L178 155ZM41 154V153H40ZM43 154H41V155H43ZM111 154V153H110ZM110 154H108V155H110ZM113 154L111 155V156H113ZM146 154H144L143 155V157L146 155ZM157 154H155V155H157ZM33 155V156H32ZM37 155H39V154H37ZM56 154L53 156V157H55V156H57ZM60 155H62L61 157H60ZM65 155V156H64ZM98 155H99V153H98ZM21 156V157H20ZM25 156V157H24ZM43 156V157H44ZM68 156V157H67ZM69 156H71V157H69ZM110 156V157H111ZM141 156H142V154H141ZM154 156V155H153ZM167 156V157H166ZM172 155H170L169 157H168V159L170 158H172L171 157ZM183 156V155H182ZM181 156V157H182ZM27 157V158H26ZM35 157H37V158H35ZM65 157H67V158H65ZM79 157V159L81 158V160H77V158ZM92 157H93V159L95 160H93L92 159ZM98 158H99V156H97ZM102 157H104V156H102ZM105 157H107V156H105ZM109 157V156H108ZM121 157V156H120ZM129 158V160H128V158ZM149 157H151V156H149ZM154 157H156V156H154ZM162 157V156H161ZM175 157H174V159H175ZM179 157V156H178ZM184 157V156H183ZM186 157H187V155H186ZM262 157H264V156H262ZM25 158V159H24ZM29 158V159H28ZM34 158H35V161H37V162H39V165H41L42 164V162L44 163V161H46L47 163V165L46 164H44V165H46L47 167H43V168H45V169H43L42 168V166H43V164L40 166V167H38V168H36V166H34V164H35V161H33L34 160ZM56 158V157H55ZM64 158H65V160L66 159H72V160H69L68 159V161H69V163H72V165L71 164H68V166L70 167H68L67 166V160H66V162L64 161ZM76 158V159H75ZM145 158H146V156H145ZM144 158V159H145ZM153 158V157H152ZM163 158V157H162ZM161 158V159H162ZM27 159L29 160V161H27ZM33 159V160H32ZM37 159V160H36ZM77 161L76 162V164H78V161H79V165H78V167L76 166V164H75V160ZM100 159V158H99ZM120 159V158H119ZM137 159V160H136ZM143 158H142V160L145 162V161H147V159L146 160H144ZM151 159V158H150ZM154 159V158H153ZM164 159V158H163ZM173 159V158H172ZM170 160V161H174V160ZM178 159V158H177ZM32 160V161H31ZM56 160H57V162L58 161H60L59 162V164H57V166H59V165H61V166H59L58 168H57V166H56ZM74 160V161H73ZM92 160V161H91ZM106 160H108V159H106ZM115 160V161H114ZM149 160V159H148ZM158 160V159H157ZM160 160V159H159ZM158 160V161H159ZM182 160H183V158L181 159L180 158V163H181V165H183V163H182ZM184 160H185V158H184ZM183 160V161H184ZM25 161V162H24ZM49 161V162H48ZM70 161H72V162H70ZM84 161H88V164L89 163H91V165H88L87 163H85ZM90 161V162H89ZM93 161L95 162L94 164H93ZM153 161V160H152ZM162 161V160H161ZM170 161H168L167 160V162H170ZM33 162H34V164H33ZM37 162H36V165H37ZM41 162V163H40ZM62 162V163H61ZM83 162V164H82V166H80V164ZM97 162V163H96ZM120 162H121V160H120ZM156 162V161H155ZM163 162V164H164V162L165 161H162ZM175 163H177V165L178 166H180V164L176 161V159H175V161H174ZM173 162V163H174ZM185 162V161H184ZM48 163H50V165L48 164ZM53 163V164H52ZM63 163H64V166H63ZM84 163L85 164H87V165H84ZM137 163H139V167H137V169L136 168H132V171H134L135 169H136V172H138V174L140 173L141 175L144 173V174H146V172H144V169H142V167L140 166L141 164L142 165H144L145 166V164H143V162L142 161H139L138 160V162ZM141 163V164H140ZM146 163V162H145ZM147 163H148V161H147ZM150 163V162H149ZM174 163V165H176ZM65 164H66V166H65ZM73 164H74V166H73ZM93 164V165H92ZM126 164H128V165H126ZM158 164V163H157ZM160 164V163H159ZM171 164V163H170ZM166 165V164H164V169H165V167L167 168V166H171V165ZM186 164V163H185ZM56 167H55V166ZM84 165V166H83ZM151 165H154L153 163L151 164ZM156 165V164H155ZM166 165V166H165ZM173 165V164H172ZM173 165V166H174ZM38 166V165H37ZM50 166V167H49ZM55 168V170L57 169L58 171H55V172H53L52 173V171H50V169L49 168H51V170H54V168ZM143 166V167H144ZM148 166V165H147ZM159 166H161V165H159ZM172 166V167H173ZM177 166V167H178ZM35 167V168H34ZM64 168V169H62L61 170V168ZM72 167H74L73 169H71ZM78 169H77V168ZM82 167V168H81ZM113 167H115V169H116V172L113 170L114 168ZM172 167H170V170H169V168H167L168 170H163V171H171V173L173 172L171 169H173ZM48 168V169H47ZM53 168V169H52ZM69 168V169H68ZM80 168V169H79ZM151 167H149V169H150ZM174 168H176V166L174 167ZM262 168V167H261ZM47 169V170H46ZM65 169H67V170H65ZM71 169V170H70ZM111 169H112V171H114L113 173H112V171H111ZM129 169V170H128ZM157 169V168H156ZM177 169V168H176ZM175 169V171H179V170H176ZM179 169V168H178ZM253 169V168H252ZM255 169V168H254ZM64 170V171H63ZM68 170H70L69 172H68ZM76 171V172H74V171ZM152 170H153V167H152ZM181 170V169H180ZM257 170V169H256ZM262 170V169H261ZM46 171H49L50 172V174L48 173V172H46ZM61 171V172H60ZM118 171V172H117ZM127 171H124V172H127ZM131 171V172H132ZM154 171V170H153ZM162 170H161V173L163 172ZM252 171H254L253 172V176H255L254 177V180H249L250 181V185H249V182H248V185L246 184L245 186H240L239 188H235V189H237L236 190V194H235V196L233 197V195H232V199H233V203L231 202L230 203V206H228V207H225V206H223L222 207V205H220L219 203H221L220 201H218V200H214L215 202H217L218 201V204L219 205H217L216 207H212V206H210V208L209 207H207V206H209V205H207V206H205V209H198L197 207H201V205H198L197 206V203H196V205L195 206H193L194 205V202H193V205L191 206L192 207V212H189V211H191L189 208H191V207H188V209L186 210V206H184L183 208H185V211H188L189 212V214H188V212H186L187 214H184L185 213V211H183L182 212V208H181V206H180V208L181 209H179L178 208V210H179V212H180V210H181V213H179L178 211H174V213H173V211H172V213H171V211L169 212V213H171V215H167L169 218H161V217H159L161 220L162 219H168V221L170 222V223H168V221H167V223H168V227L166 226V228L170 231V236L167 234V235H165L166 237H168V238H170V239H167L166 237H164V238H166V239H162V241H160L159 239H157V238H155V236L157 235V233H156V235L154 236V238H153V236H151L152 237V245H151V241L148 243L145 239H147V238H145V236H147V235H149V234H147V235H143V234H145V233H141L142 231H143V229H141L140 227H138L137 226V228L138 229H141L140 231V233H139V231L137 232L136 230H138V229H135V231L137 232V234L135 235V231H133L134 230V228H136V226L134 227L133 225H136V224H133V222L132 221H130L128 218L129 217H127V219L131 222V224H133L132 226L134 227H132V226H130V224H128L129 226H130V228L132 227V231H133V234H134V236L135 237H133L132 236V238H133V240L131 239V237H130V239L132 240L131 241V244H130V248H129V251H127V252H125V250L121 247V246H119V244H117V242H119V241H121V240H118L117 239V237H116V241H114V243H112V245L109 243V242H106L104 245H102V246H99V245H96V242L95 241H93L94 240V235L95 234H97L99 231L97 230V231H95L94 230V227H90L91 229H93L94 231H91V229L90 228H88V227H86V229H88V231L85 229L84 230V232L83 231H81L82 232V235H79L80 236V240H81V242L79 241V252H78V258H80L82 255L84 256V254L85 253H87V251H88V253H90V252H92L93 253V256H94V254L95 255H97V256H94V258H95V260L96 261H98L97 262V264L99 263V264H117V262H116V260L117 259H119V258H122L123 260V262H124V264H135V260H136V258H135V256L133 257V254L135 253V252H140L141 253V255L143 256V255H145V253H146V248H149L148 250H151V251H153V252H156V253H160L163 257L162 258H164V264H264V171H263V173H261V172H259L260 170H258L257 172L255 171V170H252ZM66 172V173H65ZM70 173V174H68V173ZM73 172V173H72ZM122 172V171H121ZM135 172V171H134ZM134 172H132V174L130 173V171H129V173L133 176L135 173ZM150 172H152V171H150ZM155 172V171H154ZM167 172H164V173H167ZM249 172V171H248ZM251 172V171H250ZM115 173V174H114ZM134 173V174H133ZM171 173H168L167 175L169 176V174H171ZM113 174V175H112ZM129 174V175H130ZM147 174H148V172H147ZM152 174V173H151ZM154 174V173H153ZM160 174V173H159ZM159 174H155V175H159ZM172 174H174V172L172 173ZM177 174V173H176ZM175 174V175H176ZM179 174H180V172H179ZM250 174V173H249ZM128 175V174H127ZM137 175V174H136ZM155 175H152V176H155ZM163 175V174H162ZM166 175V174H165ZM166 175V176H167ZM252 175V174H251ZM111 176H112V178H111ZM126 176V175H125ZM135 176V175H134ZM138 176V175H137ZM136 176V177H137ZM140 176V175H139ZM144 176V175H143ZM147 176V175H146ZM167 176V177H168ZM169 176V177H170ZM179 176V175H178ZM250 176V175H249ZM249 176H248V178H249ZM114 177H116L115 178V180H114ZM118 177V178H117ZM141 177V176H140ZM157 177H155V178H157ZM164 177V176H163ZM177 177V176H176ZM246 177V176H245ZM108 178V179H107ZM110 178V179H109ZM122 180V181H124V182H122V184H121V182H119L120 181V179ZM131 178V177H130ZM165 178V177H164ZM179 178V177H178ZM247 178V177H246ZM251 178H253V177H251ZM250 178V179H251ZM107 179V180H106ZM114 181H113V180ZM119 179V180H118ZM142 179V178H141ZM148 179H150L149 178V176H148ZM169 179V178H168ZM169 179V180H170ZM180 179V178H179ZM104 180H106V181H104ZM109 180V181H108ZM111 180V181H110ZM151 180V179H150ZM181 180V179H180ZM244 180V182H245V179H243ZM116 181V184L114 183ZM119 183H118V182ZM152 181V180H151ZM168 181V180H167ZM167 181H166V183H167ZM173 181H171V182H173ZM227 181V180H226ZM104 182H105V184L107 183V182H109V183H107L106 184V186L109 184H111V186L112 187H110V186H107L108 187V189H106V187H105V190L104 191H102L101 192V190H102V186H105L104 185ZM114 183V184H112V183ZM158 182V183H159ZM169 182V181H168ZM247 182V181H246ZM103 185H102V184ZM121 184V185H120ZM155 184V185H154ZM163 184H165V183H163ZM174 184H172V185H174ZM54 186V188L53 187H50V186ZM101 186V188L99 187L98 188V186ZM138 185V184H137ZM156 186V187H154V186ZM162 185V184H161ZM211 185V184H210ZM244 185V184H243ZM261 185V186H260ZM48 186L50 187L49 189H48ZM67 186H70V187H73V189H72V191L73 190H75V191H73V193L74 192H77V191H79L80 190V192H81V190L83 189H85V190H89L90 188L91 189H94L95 190V186H97V189L94 191V190H91V193H89L90 192V190H89V192H85V190L83 191L82 190V192H84L83 194H82V192L79 194L78 192L77 193H75V194H77V195H80V196H82V197H80V196H78V197H80V198H82V200L81 201H83V200H85V199H83V197H85V198H90V196L92 197V200H90V199H88V200H90V201H88V203H90L91 201L93 202H91L90 204H92L91 206L92 207H94L95 208V210H93L94 208H87V207H90V204H89V206H88V203H87V200H85V202L83 201L82 202V204L83 205H87V207L85 208L84 206L82 207V204H80V206H77L79 203H80V201H79V203L77 204V203H75V202H78L77 200L75 201V202H72L73 200V198H75V194H73V193H71V195H70V192H71V189H69L70 190V192L69 191H67L68 190V188H70V187H67ZM75 186H76V189H78V190H76L75 189ZM80 186V187H79ZM83 186V187H82ZM86 186H89L88 188H86ZM93 186H94V188H93ZM114 186V187H113ZM132 186V185H131ZM139 186V185H138ZM150 186V187H149ZM182 186V185H181ZM58 189V187H60L57 191L59 192V193H56L57 191H56V188ZM61 187H63V188H61ZM66 187V188H65ZM188 187V186H187ZM214 187V186H213ZM52 188V190H54L55 189V192H53V193H55V195L52 193V191L50 190ZM64 188L66 189L65 190V194H67V193H69V194H67L69 197H73V198H69V197H67V195H65L64 194ZM202 188H203V190H202ZM61 189H63L62 190V193L65 195V196H63L62 195V193H61ZM191 189H193L194 191H192ZM218 189V188H217ZM51 192H50V191ZM191 190V191H190ZM232 190H233V188H232ZM93 191V192H92ZM111 191V190H110ZM234 191V190H233ZM232 191V192H233ZM95 192V193H94ZM124 192V193H123ZM60 193H61V195L64 197V199H62L63 197H61V195H60ZM88 193H89V196H86V194L88 195ZM117 193V194H116ZM52 194V195H51ZM57 194H59V198H58V200H57V197H58V195ZM113 194V195H112ZM123 194L124 195H126L125 197H123V198H125V199H122L121 200V196H123ZM57 195V196H56ZM77 195H76V197H77ZM98 194H96L95 196L97 197V198H101V196L102 195H100V197L99 196H97ZM103 195V196H104ZM117 195V196H116ZM225 195V194H224ZM53 196V197H52ZM55 196H56V198H55ZM94 196V197H95ZM65 197H67V198H65ZM96 197L94 198V199H96ZM109 197V198H108ZM121 197V198H120ZM128 199H127V198ZM200 197V198H199ZM227 197H230V196H228L227 195ZM226 197V198H227ZM48 198H49V200H48ZM55 198V199H54ZM103 198V197H102ZM103 198V199H104ZM214 198V197H213ZM53 199V200H52ZM61 199V200H60ZM67 200V202L65 201V202H63L64 200ZM111 199H113V198H111ZM119 199L121 200L120 202H119ZM206 199V198H205ZM208 199V198H207ZM206 199V200H207ZM211 199V198H210ZM209 199V200H210ZM229 199H231V198H229ZM231 199V200H232ZM258 199V201L259 202H261L260 204L258 203L255 207H250L251 205L252 206H254L253 204H252V202L254 201L255 202V200H257ZM52 200V201H51ZM59 200H60V202H62V203H58L59 202ZM63 200V201H62ZM70 200V201H69ZM75 200V199H74ZM100 200V199H99ZM128 200V201H127ZM203 200V199H202ZM212 200V199H211ZM226 200V199H225ZM54 201H58L57 203H53ZM112 201V204H113V201H116V199L114 200H111ZM129 202V203H127V202ZM213 201V202H214ZM52 202V203H51ZM68 202H71V203H74V204H76V208H78V209H75V205L73 204V208L74 209H70L71 208V206L69 207V212H66L65 214H64V212L65 211H67V210H65V208H66V206L69 204ZM98 202V208L96 209V206H94V203H97ZM107 202V203H108ZM196 202H197V200H196ZM214 202V203H215ZM65 203H67V204H65ZM85 203H87V204H85ZM103 203V202H102ZM127 203V204H126ZM209 203H211L210 201H209ZM59 204H61V205H59ZM65 204V205H64ZM104 204V203H103ZM126 204V205H125ZM217 204V203H216ZM221 204H224V203H221ZM232 204V205H231ZM254 204H256V203H254ZM54 205H57V206H55L54 207ZM59 205V206H58ZM63 205V206H62ZM108 205V204H107ZM106 205V206H107ZM114 205V204H113ZM212 205V204H211ZM51 206V207H50ZM53 206V207H52ZM60 206H62V207H64L65 206V208H58V207H60ZM104 206V205H103ZM101 207V208H104V207ZM112 206V205H111ZM117 206H115L117 209H119ZM132 206V207H131ZM220 206V207H219ZM81 207V208H80ZM126 207V208H127ZM178 207V206H177ZM203 207V206H202ZM207 207V208H206ZM51 209V211H52V209H54V210H56L57 211V213H56V211L54 212V214H53V211H52V216H53V221H54V223H53V227H51L52 229H53V231H52V229L50 230L49 229V227L51 226V221H52V219L50 220L49 219V214H51V211L50 210H48V209ZM80 208V209H79ZM83 208H85V209H83ZM110 208V206L107 208V209H109ZM175 208V207H174ZM204 208V207H203ZM62 209H63V213H62ZM68 209V208H67ZM89 209V211H87V210ZM106 209V213H107V210ZM116 209V210H117ZM128 209V208H127ZM153 209H155L154 211H152ZM169 209V208H168ZM221 209V210H220ZM112 210H115V208L113 209L112 208ZM130 210L128 209V211L130 212ZM159 210L160 211V213H158L157 211ZM162 210V211H161ZM184 210V209H183ZM196 210V211H195ZM60 211H61V213H62V215L59 217V219H61L60 221L61 222H59L58 221V223L56 224V221H57V218H58V215H60L59 213H60ZM104 211H102L103 212V214L102 215H104ZM152 211V213H150ZM50 212V213H49ZM84 213V212H86V213H84L85 214V216L83 217V215L84 214H81V213ZM96 212V213H97ZM108 212H110V209H109V211ZM112 212H114V211H112ZM175 212H178V216H181V218H178V216L176 215V213ZM49 213V214H48ZM95 213V214H96ZM134 213V214H133ZM165 213H166V211H165ZM168 213V214H169ZM58 214V215H57ZM108 214V213H107ZM112 214V213H111ZM115 214V213H114ZM173 214V215H172ZM176 215V217L177 218H175V215ZM181 214V215H180ZM183 214V215H182ZM79 215V216H78ZM81 215V216H80ZM88 215V216H87ZM90 215V216H91ZM109 215V214H108ZM108 215H107V217H108ZM116 215V214H115ZM129 215V214H128ZM129 215V216H130ZM165 215V214H164ZM184 215H187V216H184ZM225 215H227V217H228V215H230L229 217H232L233 218V220L232 221H234V220H236L234 217H237L238 219H240V218H242L241 220H240V222L241 221H244V222H242V223H244V227L243 228H245L246 227V229L245 230H248V231H250V233L251 234H253V235H250V233L247 235V236H249L250 235V237H251V239H252V236H254V239H255V237H256V233H258V232H260V234L258 233V236L256 237V241H254L255 243H257V241H258V243L256 244V245H254V242L252 241V240H250L249 241V239H248V241H247V239H245V237H247V236H245L246 235V232L247 231H245V233H243L244 235L242 236V234H241V236L245 239L244 241V243H247V244H245V245H247L246 246V248L244 247V249H242V248H240V247H243V246H245L244 244H243V242L241 243H239L238 241H235L234 239H238L237 237H235V236H232L233 234H231V236H232V238H231V240H230V242H228L229 241V239L227 240V238H225L226 236H225V234L223 233V232H221L222 230H220V228L224 225V224H227V220H225L224 221V219H222ZM56 216H57V218H56ZM75 218H74V217ZM104 216H106V215H104ZM104 216H102V217H104ZM112 216L113 215H111V218H112ZM118 216V215H117ZM157 216V215H156ZM161 216H163V214L161 215ZM172 216V217H171ZM173 216H174V218H173ZM183 216V217H182ZM77 217H79V218H77ZM83 217V218H82ZM94 217V216H93ZM101 217V218H102ZM116 216H114V218H115ZM119 217V216H118ZM229 217H228V219H229ZM80 219L79 221L77 220V219ZM111 218L109 217V219L111 220ZM114 218H112V219H114ZM117 218V217H116ZM151 218H153V217H151ZM157 217H155V219H156ZM221 220H220V219ZM75 219V220H74ZM106 219V218H105ZM140 219H142L143 221H144V223L140 220ZM158 219V218H157ZM159 219V220H160ZM170 219V220H169ZM70 220H72L71 222H70ZM77 220V221H76ZM84 220H85V218H84ZM84 220H82L83 222H84ZM104 220V219H103ZM108 220V219H107ZM115 220V219H114ZM117 220V219H116ZM128 220H126V222L128 221ZM146 220L148 221L149 219H147L146 218ZM151 220V219H150ZM149 220V221H150ZM165 220V221H166ZM223 220V224H221L222 221ZM81 221V222H82ZM106 221V220H105ZM112 221V220H111ZM121 222H122V220H120ZM124 222H125V220H123ZM146 221V222H147ZM149 221H148V223H149ZM155 221L156 220H154V218L152 219V222H154V224H155ZM163 221V220H162ZM162 221L160 222L161 223V225H162ZM80 222V223H81ZM88 222V221H87ZM108 223H109V221H107ZM113 222V221H112ZM124 222H122V223H124ZM130 222H128V223H130ZM134 222V223H135ZM157 222H159V221H157ZM156 222V223H157ZM226 222V223H225ZM68 223H70V224H68ZM80 223H77L76 225L78 226ZM102 223H104V221L102 222ZM107 223V224H108ZM111 223V222H110ZM116 223H117V221H116ZM120 223V222H119ZM140 223H139V225H140ZM148 223H147V226H148ZM167 223H166V225H167ZM239 223V222H238ZM242 223H240V224H242ZM84 224H86V223H84ZM88 224L90 225L91 224V222H88ZM118 224V223H117ZM137 224H138V222H137ZM142 224H144L143 226H142ZM150 224V223H149ZM159 224V223H158ZM229 224V223H228ZM232 224H235V223H231V225L230 226H233ZM66 225V226H65ZM73 226V228H72V226ZM83 225V224H82ZM81 225V226H82ZM96 225V224H95ZM101 225V224H100ZM100 225H96V226H100ZM103 225V224H102ZM100 226V227H103V226ZM111 225V224H110ZM120 225V224H119ZM157 225V224H156ZM63 226V227H62ZM69 226H71L70 228H69ZM80 226V225H79ZM83 226H85V225H83ZM86 226H88V225H86ZM113 226V225H112ZM111 226V227H112ZM117 226V225H116ZM123 226V225H122ZM125 227H127V225H124ZM151 225H149V228H151L150 227ZM165 226V225H164ZM229 226V225H228ZM235 227H236V229L237 228H239V226H236V225H234ZM233 226V227H234ZM97 227V228H98ZM99 227V228H100ZM109 228V229H114L115 230V228ZM144 227H146V226H144ZM152 227H154V225L152 226ZM233 227H231L233 230H234V228ZM80 229L82 228V227H79ZM96 228V229H97ZM127 228H129V227H127ZM129 228V229H130ZM156 228V227H155ZM163 228V227H162ZM223 228V227H222ZM241 228V227H240ZM71 229V230H70ZM101 229V228H100ZM102 229H105V226H104V228H102ZM101 229V230H102ZM117 229H119V232H117L118 233V236H119V234L121 235V232H120V229L121 228H117ZM123 229H125V228H123ZM147 229V228H146ZM157 229H158V227H157ZM167 229H166V231H167ZM224 229H226V228H224ZM253 229H255V231H254V233H255V235H254V233H252V231H253ZM61 230L62 231H64V232H62L61 233ZM78 230V229H77ZM76 230V231H77ZM83 230V229H82ZM105 230H108V229H105ZM122 230V229H121ZM144 230H145V228H144ZM148 230V229H147ZM159 230V229H158ZM233 230H232V232H233ZM252 230V231H251ZM50 231H52V234H50L51 232ZM68 231V232H69ZM112 231V230H111ZM116 231V230H115ZM118 231V230H117ZM127 232H128V230H126ZM131 231V232H132ZM157 231V230H156ZM166 231H165V233H166ZM224 231V230H223ZM230 231V230H229ZM238 231H239V229H238ZM244 231V229L242 230V232ZM257 231V232H256ZM48 232H50L49 234L51 235V239H50V235L48 234ZM68 232L66 233V235H68L69 236V234H68ZM75 232V231H74ZM74 232L72 233V234H70V237H66L67 239H66V241H68V243L70 242V249H72V247L71 246H74V245H71L72 243V241H70L71 239H73V241L74 240H77L78 241V239L79 238H77L76 239V236H74V235H76L79 231H77V232H75V234H74ZM81 232H79L80 234H81ZM102 232H104V230L102 231ZM106 232V231H105ZM127 232H126V234H127ZM146 232V231H145ZM158 232V231H157ZM168 232V231H167ZM187 232H189L188 234H187ZM226 232V231H225ZM236 232V231H235ZM240 232V231H239ZM108 233V232H107ZM109 233L111 234V232H110V230H109ZM108 233V234H109ZM139 233V234H138ZM155 233V232H154ZM164 233V232H163ZM164 233V234H165ZM175 233L177 234H179V242L177 241V243H176V239H175ZM241 233V232H240ZM100 234H103V233H100ZM109 234V235H110ZM116 234V233H115ZM115 234L114 235H112L113 237H115ZM126 234H125V236H126ZM151 234V233H150ZM163 234V235H164ZM221 234H223V235H221ZM229 234V233H228ZM235 234V233H234ZM238 234V233H237ZM74 236V237H72V236ZM124 235V234H123ZM132 234H130V236H131ZM152 235V234H151ZM158 235H159V233H158ZM157 235V236H158ZM47 236H48V238L51 240H49L48 241V239H47ZM53 236V237H52ZM78 236V235H77ZM78 236V237H79ZM125 236H123L124 237V240H125ZM156 236V237H157ZM160 236V235H159ZM225 236V237H224ZM230 236V237H231ZM98 237V236H97ZM120 237V236H119ZM122 237V236H121ZM120 237V238H121ZM123 237H122V240H123ZM148 237V236H147ZM233 237H234V239H233ZM239 237V236H238ZM241 237V239L240 240H242L243 238ZM54 240H53V239ZM71 238V239H70ZM228 238H229V235H228ZM69 239V240H68ZM83 239H84V244H83ZM102 239H104V238H102ZM110 239H112V238H110ZM114 239V238H113ZM113 239H112V242H113ZM53 240V241H52ZM62 240V239H61ZM148 240V239H147ZM233 240V241H232ZM126 241H128V237H127V239L125 240V242ZM232 241V242H231ZM50 242V243H49ZM52 242V243H51ZM116 242V243H115ZM124 242V243H125ZM222 242H226V244H222ZM227 242H228V244H227ZM250 242H253V243H250ZM61 243H62V241H61ZM76 243V242H75ZM78 243V242H77ZM80 243H82V250H81V244ZM100 243H101V241H100ZM187 243H189V244H187ZM50 244V245H49ZM52 244V245H51ZM185 244H187L188 246H186L187 248H189V246L190 247H192V249L194 248L195 249V254H194V256L192 257L190 254H189V252H186L188 255H186V253H185V255L183 256V255H179L178 253H177V251H176V249H174V247H182V249L184 250V248H186V247H184L185 246ZM69 245H68V247H67V250L69 249ZM226 245H228V246H226ZM242 245V246H241ZM58 246L60 247V245L58 244ZM84 246V247H83ZM87 246V247H86ZM51 247H52V249H53V251H54V253L51 255V252L50 251H52V249H51ZM74 248V247H73ZM87 248L90 250H87ZM186 248V249H187ZM55 249H57L56 251H55ZM69 249V250H70ZM75 249V248H74ZM146 249V250H145ZM182 249H181V251H182ZM185 249V250H186ZM193 249V250H194ZM84 250V251H83ZM85 250H87V251H85ZM184 250V251H185ZM190 250V249H189ZM250 250H252V251H250ZM73 252H74V250H72ZM71 251V252H72ZM81 251V252H80ZM83 251V252H82ZM121 251H123V255H122V253H121ZM76 252V253H77ZM193 252H191V253H193ZM70 253V252H69ZM82 254V255H80V257H79V254ZM88 253H87V255H88ZM67 254V253H66ZM91 254V253H90ZM184 254V253H183ZM49 255H51V256H49ZM69 254H67V257H69L70 258V256H68ZM73 254H71V256H72ZM193 255V254H192ZM82 256V257H83ZM90 256V258L89 257H87L86 255H85V257H87L86 259H85V257H84V259L83 258H81V259H83V261H78L79 263H81L82 262V264H84V261H85V263H86V261H94L92 258H93V256L92 255H89ZM91 256H92V258H91ZM137 256V255H136ZM59 257H60V255H59ZM141 257V256H140ZM62 258V261L60 260V262L61 263H58V264H63V259ZM72 259H69L68 260V262H69V264H73L72 263V261L73 260H75V259H73V257H71ZM74 258H76V256L74 255ZM212 258H217V259H219V260H221V262L220 263H217V262H215L214 260L212 261ZM65 259H66V257H65ZM98 259V260H97ZM216 259V260H217ZM51 260H52V258H51ZM95 261V262H96ZM100 261V262H99ZM118 261V260H117ZM218 261V260H217ZM65 262V264H66V260L64 261ZM116 262V263H115ZM141 262V261H140ZM54 264H55V262H53ZM57 264V263H56ZM74 264H77L76 262L74 263ZM86 264H88V263H86ZM121 264V263H120ZM123 264V263H122ZM143 264V263H142Z\"/></svg>",
  "mask_w": 264,
  "mask_h": 264
}]
</instances>
